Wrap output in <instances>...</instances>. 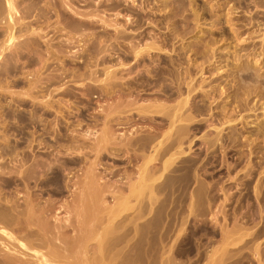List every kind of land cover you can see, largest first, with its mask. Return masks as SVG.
Returning a JSON list of instances; mask_svg holds the SVG:
<instances>
[{"label": "rangeland", "instance_id": "rangeland-1", "mask_svg": "<svg viewBox=\"0 0 264 264\" xmlns=\"http://www.w3.org/2000/svg\"><path fill=\"white\" fill-rule=\"evenodd\" d=\"M15 0H13V2H14ZM38 0H16L13 4L16 6V4L19 6H16L15 8L17 9H15L16 11H12V20H14V27H13V29H12V36H13V39L14 38H17V39H15L16 41H14V44L12 45V43H13V40H12V43L11 42H9V44H11L10 45V47H9V44L8 43H5V42H7V41H3L4 39H6L7 40V38H8V35H9V33H10V30H5V26H6V23H3V22H9V21H6V19H8L7 17H6V19H4L5 17L4 16H6V14H7V7H5V5L3 6L5 9L3 10V7H2V5H3V2H4V0H0V3H2L0 6V8H1V12H0V16L2 15V13L3 14H5L4 12H6V14L3 16H1L2 18H0V21L2 22V20H3V22H2V24L0 23V43H1V45L0 46H2V47H0V93H1V95L2 96H4V97H1L0 96V101L2 102H0V144L2 145L5 141H7L6 139H8V138H10V140H9V143H11V144H13V143H15L14 141L16 140L17 142L18 141H22V140H26L27 142H28V140H29V138H32L33 136L32 135H35V134H37L38 136H39V134H40V132H41V130H43L42 128H44V126H45V128L46 129H49V128H51V130L53 131V130H55L54 132L55 133H52V131L50 130V135L51 136H53L56 140H57V142L55 141V139L53 138V137H51V136H46V135H43V138H45V141L47 142V143H51V142H53L54 144H57V145H54L53 143H51L52 145H54V147H53V150L56 152V155L55 156H53V159L54 158H57V159H60L61 157H63V156H67L66 158H62L61 160L62 161H64V162H62L61 160L59 161V160H57L56 159V164H57V166L59 167V168H61V170H62V172L65 174V176L67 177V178H69L70 177V175H72L71 177L72 178H70V179H76V178H74V176L76 175V176H78V175H80L81 173H82V171L83 170H80V169H83V162L81 163V161L80 162H74V163H72L73 161H72V159L71 158H68L70 155H72L73 154V152H74V149H76L77 147V144H78V148L75 150V152L77 151V150H80V148H81V150L83 151L82 153L80 152V154H79V152L77 153H74V155L75 154H77L76 155V157L74 156V155H72V156H70V157H75V158H77V157H79V156H82L84 153H87V151H88V155H87V157H88V159H90L91 157V159L93 160L94 159V153H93V151H92V153H91V151H90V146L91 145H93V144H95V142L93 141H91L92 139V137H94L93 135H92V133H94L95 131V133L94 134H96L97 132H98V123L96 124V122H97V120L98 119H100L99 118V116H101L102 118H103V112H101L100 110H102L103 109V107H106L105 105L107 104H109V103H111V100H113V98L115 99L116 98V96L115 97H113L114 95H115V93H114V95H113V91L114 92H116V95H119V94H122V95H124V92H125V94H127V93H130L131 91L133 92H131L130 94H127L128 96H126V95H124L125 97H127V98H129V96H130V98H133L135 95L134 94H136L135 93V90L137 89V87H138V89L136 90L137 91V93L140 91V93H142L141 95H139V93H138V99H139V102H145V101H147V99L148 100H150V98H151V100L152 99H154L155 97L153 96V95H155V96H161V97H156V98H159V99H162V100H164V95H162V93H159L158 94V92H160V90H159V88L158 89H154L155 87L157 88V87H160V89H161V85H159V84H157V83H161L160 81H158L156 84L157 85H159V86H157L156 84H155V81H153V78L155 79V75H153L154 73H155V70H156V68H157V70L158 69H160L161 68V66L159 65L160 63H161V65H163L162 67L163 68H165V69H168L169 68V66L167 65V61L169 62V61H173L174 63V66H175V68L176 67H178L179 68V70L181 71L182 70V72H184L185 71V68H191L192 69V71H196V74H195V76L196 77H194L195 78V80H197V82H199L198 80L201 78V77H209V78H214V77H217V76H219V77H221L218 81H221V87H222V85L224 86V82H226L227 81V86L230 84V82H231V85L233 84L232 83V81H230L231 80V77H230V73L232 72V70L234 69L235 70V67L237 68V66H235V65H237V63L238 62H242V64H246V65H255L254 67H256V68H258L259 70H258V73L260 74V76H261V78H262V81L264 82V55H262V54H264V42H263V40H264V1L263 0H175V5H174V3H173V0H136V1H144V2H141V6H139L140 5V2H138V4H137V2L136 1H132V0H129L130 1V3L128 2V0H126V1H124V0H114V1H112V0H105L106 2V4L107 3H109L110 4V1H112L111 2V4H113L114 5V7L112 6V5H109V4H107V6H109V7H106V4H105V6H104V0H102V3H101V1L99 0H97L98 1V3L100 2V4H98L97 3V1L96 2H94L93 0L91 1V0H86V1H81V0H78V1H81L80 2V7L78 6V1L77 0H74L73 1V3H72V7L74 8V6L75 7H77L75 10L73 9V11H72V9L70 8L69 10L67 9V8H69V7H66V9H67V12H66V10L65 9H63V11H62V13H61V15L63 14L65 17L63 18L61 15H59V13H60V11L62 10V7L59 5V3H60V1L59 0H55V2H54V0H50V1H48V0H45V1H47V2H45V1H41V0H39V1H41V2H37ZM58 1H59V3H58ZM92 2L91 3V6H90V2ZM116 1V2H115ZM146 1V2H145ZM178 1H179V3L181 2V5L178 3ZM255 1V2H254ZM16 2H18V3H16ZM23 2V3H22ZM74 2H76L77 3V5H74ZM83 2V3H82ZM89 2V3H88ZM94 2V3H93ZM122 2V3H121ZM126 2H128V3H125ZM166 2H168L167 4H166ZM173 4H172V3ZM182 2H184V3H182ZM32 3V4H31ZM43 3V4H42ZM45 3H47V4H50V3H54V4H56L55 6H54V4H53V6H54V8H53V6H52V4H50V6L49 7H47L48 5L47 4H45ZM75 3V4H76ZM86 3H88L87 4V6H90V8L91 9H89V8H87L86 6H84V5H82V4H85L86 5ZM95 3H97V5H95ZM119 5H118V4ZM121 3V4H120ZM132 3L133 4H135L136 6H134V8H136L137 10H134V9H132V7H133V5H132ZM142 3H143V5H142ZM165 3V4H164ZM176 3H178V4H176ZM191 3H193V4H191ZM260 3V4H259ZM41 4V5H40ZM93 4V5H92ZM102 4V5H101ZM116 4V5H115ZM125 4V5H124ZM130 4V5H129ZM184 4V5H183ZM191 4V5H190ZM14 5H13V7H14ZM45 5H47V6H45ZM98 5H100L101 6V11L100 12H98L100 9L98 8V7H100V6H98ZM122 5V6H121ZM145 5V6H144ZM168 5V6H167ZM172 5V6H171ZM183 5V6H182ZM190 5V6H189ZM41 6V7H40ZM43 6H45L46 8H45V10L47 9V8H49V10L47 9L46 10V12H44L45 10H44V7ZM56 6L58 7V6H60V7H58L59 8V11H58V9L56 8ZM96 6H97V8H96ZM118 6H120L121 7V9H120V7L118 8ZM125 6V7H124ZM130 6H132V7H130ZM144 6V7H143ZM174 6V7H173ZM175 6H176V8H177V10H176V8H175ZM181 6V7H180ZM86 7V8H85ZM93 7H94V9H93ZM107 8V11L106 12H103V11H105L106 10V8ZM130 7V8H129ZM174 9H173V8ZM41 8H43V9H41ZM78 8H80L81 10L83 9L84 11L87 9L88 11L89 10H91L90 12H88V14H87V10L84 12L83 11V13L81 12V10H78L77 11V9ZM105 8V9H104ZM113 10H112V9ZM116 9V11H115V9ZM124 8H125V10H124ZM126 8H128V10L129 9H131L130 11H127V9ZM165 8V9H164ZM172 8V9H171ZM50 9H52V10H50ZM55 9H57V11L55 10ZM97 9H99V10H97ZM104 9V10H103ZM109 9V10H108ZM118 9H120V11L118 10ZM141 9H142V12H141ZM172 10V12L171 11H169V10ZM3 10V11H2ZM6 10V11H5ZM42 10V11H41ZM44 10V11H43ZM92 10H94L95 11V13H97V14H99V16L101 17L102 16V19H103V21H101V20H99L100 19V17L99 16H97L96 14L95 15H93V14H90V13H94V11L92 12ZM103 10V11H102ZM118 10V11H117ZM64 11H65V13H64ZM70 11V12H69ZM74 11L75 12H77L76 14L74 13ZM81 12L82 14H78V12ZM108 11H110L109 13H108ZM134 13H133V12ZM135 11H137V12H135ZM42 12H44V14H46L47 16H44V14H41ZM49 12H51V14L53 15V13H54V15L52 16V15H50V13ZM71 12H73L72 14L73 15H75V16H78V17H75V16H72V14H71ZM79 12V13H80ZM115 12V13H114ZM117 12V13H116ZM120 12V13H119ZM121 12H124V13H121ZM129 12V13H128ZM132 12V13H131ZM138 12H140V13H138ZM23 13H25V14H23ZM55 13H56V15H58V16H55ZM58 13V14H57ZM67 13V14H66ZM70 13V14H69ZM100 13L102 14V15H100ZM119 13V14H118ZM128 15H127V14ZM16 14H17V19L15 18V16H16ZM27 14V16H25ZM40 14V15H39ZM48 14H49V17H48ZM84 14H87L88 16H86L85 18H86V21L88 20V18H91L92 16V20H95V18L96 17H99V19L98 18H96V23H98V24H95V21L92 23L91 21H89V20H91V19H89L88 21H87V23L89 22V24L91 23L92 24V26H90L89 24V26L90 27H87V23H84L85 24V26L87 27V28H85V30H83L82 29V27H84V25L82 26V27H78V25H77V22L79 21V20H81L82 19V21L83 22H85V18L83 17V15ZM123 14V15H122ZM126 16H129V17H126ZM133 14V15H132ZM141 14H142V16H141ZM20 15L22 16L21 18H20ZM38 15H39V17H38ZM43 15V16H42ZM69 15H70V17H69ZM91 15V17H89ZM120 15V16H119ZM123 17H122V16ZM137 15H140V16H137ZM25 16V18H24V20H22V18ZM37 16V17H36ZM79 16H81V17H83V18H80ZM96 16V17H95ZM105 17V19L107 18V17H109V18H107L108 19V22H107V24L108 23H111V21H114V20H117L119 23H118V25L120 24V25H122V22H123V25H124V23L126 24L127 23V21H132V23L134 24H132V23H130V22H128V24L130 23V25H128V24H126L125 26H120L119 28H121V30L118 28V26H117V23L114 25V23L115 22H117V21H115V22H113V23H111V26L112 27H109L110 26V24H109V26L108 25H106L105 26V24H103L102 25V27H99V24L101 25L104 21H105V19H104V17ZM133 16V17H132ZM136 16V17H135ZM217 16H218V18H217ZM35 17H36V19H35ZM41 17V18H40ZM42 17H43V24L45 23V22H47V24L45 25L44 24V26H43V24L42 25H39V24H37V23H42L41 22V20H42ZM45 17H47L48 18V20L46 21V20H44V19H46ZM54 18V20H53V18ZM59 17V18H58ZM62 17V18H61ZM72 17V18H71ZM88 17V18H87ZM121 17H122V19H121ZM139 17H141V19L143 20H140L139 19ZM144 17H147V19L146 18H144ZM37 18H39V19H37ZM55 18H57V19H60L59 20V22H60V26H61V29H60V26H59V22H56V20H55ZM66 18V20L63 22V20ZM69 18H70V22H69ZM73 18H74V20H73ZM94 18V19H93ZM125 18V19H124ZM129 18L130 19H134L135 21L134 22H136V23H134L133 22V20H129ZM68 19V20H67ZM77 20V22H76V20ZM98 19V20H97ZM107 19H106V21H107ZM111 19H114V20H111ZM139 19V20H138ZM217 19H219V22H218V20ZM229 19V20H228ZM20 20V21H19ZM31 20H39L38 22L37 21H33L32 23H31ZM51 20H52V22H53V26L51 25ZM75 23L74 25H75V29H73V31H74V33H76L75 35H72V34H74V33H72L71 34V32H72V29H71V27H74V25L73 24H71V22L72 21ZM127 20V21H126ZM137 20V21H136ZM228 20V21H227ZM19 22V24H18V22ZM21 21H23L24 22V24H22L21 23ZM28 21H30V23L28 22ZM45 21V22H44ZM58 21V20H57ZM67 21H68V23H67ZM97 21H100V22H97ZM106 21H105V23H106ZM110 21V22H109ZM125 21V22H124ZM148 21H151V24H150V22H148ZM153 21V22H152ZM25 22L27 23V25L25 24ZM56 22V23H55ZM137 22H139V25L137 26ZM143 22V23H142ZM16 23V24H15ZM35 23V24H34ZM50 23V24H49ZM58 23V24H57ZM4 24V25H3ZM20 24H22V25H20ZM28 24H29V28L27 29V31L29 32V30L32 32L33 30V28H35V29H37V30H39V29H42V30H39V31H41L40 33L42 34V35H44L45 34V30H46V35H44L43 37H45V38H40V36H42V35H40V33H39V31L37 32V36L36 35H33V32L31 33L30 32V34L32 35V36H35V37H32L31 38V35H29V34H25V33H28L25 29L28 27ZM31 24H32V26L34 25V27L32 28L31 27ZM55 24H56V27H57V29L55 28ZM64 24V25H63ZM66 24V25H65ZM95 24V25H94ZM113 24V25H112ZM133 26H132V25ZM136 24V25H135ZM141 24V25H140ZM143 24V25H142ZM146 24V25H145ZM148 24V25H147ZM1 25H3L2 27H4V28H2L1 27ZM16 25V26H15ZM37 25H38V27H37ZM48 25V26H47ZM69 25H71L70 27H69ZM94 25V26H93ZM25 26H26V28H25ZM43 26V27H42ZM51 27V28H55L56 29V31L58 30H60V31H62L63 32V30H64V32H66V34L65 35H61V33L62 32H58L57 31V33L55 32V29H49L48 27ZM58 26H59V29H58ZM65 26H67L66 28L68 29V27L70 28L69 29V31L70 32H68L67 31V29L65 28ZM116 27V28H118L117 30H115V28L114 27ZM129 26H131V27H134L133 29L134 30H132V28L130 27L129 28ZM140 26H142L141 28H142V30L143 29H145V30H143V32H142V30H141V28H140ZM144 26V27H143ZM147 26V27H146ZM7 27V26H6ZM40 27V28H39ZM63 27V28H62ZM76 27H78L79 28V31H81L82 33H80L79 31H78V28H76ZM96 27V29H95V31L93 30V32H92V30L90 31V32H92V33H88V31L90 30V29H94V28ZM106 27V28H105ZM124 27V28H123ZM129 28V30L131 31V33L128 31V28ZM137 27H139V28H137ZM16 28V29H15ZM25 28V29H24ZM32 28V29H31ZM46 28V29H45ZM65 28V29H64ZM90 28V29H89ZM99 28V29H98ZM105 28V29H104ZM111 28H114V29H111ZM126 28V29H125ZM136 28H137V30H136ZM34 29V31H36ZM45 29V30H44ZM88 31H87V30ZM100 29H101V32H102V34H101V32L99 33L98 31H100ZM106 29H109V30H106ZM111 29V30H110ZM126 31H125V30ZM139 29V30H138ZM16 30V31H15ZM48 30H49V32H48ZM96 30H98V31H96ZM103 30V31H102ZM123 30H124V33H127V34H129L128 36H127V34L125 35L124 33H123ZM135 30L138 32V31H140V32H138L137 34H135V36L133 35L134 34V32H135ZM43 31V32H42ZM53 31V32H52ZM86 33H85V32ZM106 31H108V32H106ZM115 31V32H114ZM116 31H118L117 33H119L118 35H116L117 33H116ZM147 31H152V33H150L151 34V36H153V34L155 35V37H157L158 36V38L160 39V41L161 42H159V40H157L154 36V39H155V45H157V47H158V44L162 47V48H164V50H162V48L160 47H158L159 48V50L160 51H158V50H153V52H152V50L149 52L150 53V55L149 54H146L145 56V59L144 60H146V61H144V60H142V61H140V63L138 64L137 63V61L134 59V57H131L132 55H130L128 52L130 51L129 49H131L130 47H133V46H130V45H132L133 43H130V41H132V40H134V41H132V42H136V41H138L137 43H135V44H133V45H135V47H137V46H139V47H143V46H145L146 44H149L150 43V40L152 41V39H153V37H151V39L149 38V36H150V34L147 32ZM7 32V33H6ZM55 32V33H54ZM77 32H79L80 33V35H79V33H77ZM94 32H96L97 33V35L96 34H94ZM109 32H111V33H109ZM113 32V33H112ZM122 32V33H121ZM142 32V33H141ZM144 32L146 33V34H144ZM250 32H251V34H250ZM254 32V33H253ZM36 33V32H35ZM34 33V34H35ZM44 33V34H43ZM60 33V34H59ZM108 33V34H107ZM136 33V32H135ZM139 33H141V35H142V37L140 36V34ZM147 33L149 34L148 36H146L147 35ZM197 33V34H196ZM237 33V34H236ZM248 33H249V35H248ZM62 34H64V33H62ZM68 34V35H67ZM69 34H70V37H69ZM86 34V35H85ZM93 34H94V36H93ZM114 36L113 38H112V36ZM115 34V35H114ZM120 34H122L123 35V38L121 39V35ZM131 34L133 35L132 37L133 38H131ZM144 34V35H143ZM160 34V35H159ZM261 34H263V35H261ZM25 35L27 36H30L29 38H30V40H28V39H26L25 38ZM40 35V36H39ZM67 35V36H66ZM72 35V36H71ZM77 35V36H76ZM84 35V36H83ZM87 35H89V36H87ZM91 35L94 37V38H91ZM107 35H110L111 37L109 38ZM137 35V36H136ZM139 35V36H138ZM161 35H165L166 37V40H167V42H168V45L166 44V40H165V38L162 36V39L163 40H161ZM64 36H66V38L68 39V40H70L71 42H72V39L74 38V37H76L75 39H76V41H75V39H73L74 41V43L72 42H70V41H68L67 40V42H70L69 43V45H67L68 43H66L65 44V40H66V38H63ZM81 38H80V37ZM89 38H87V37ZM101 36V37H100ZM102 36H103V38L106 36L107 37V39L109 40V44H108V41H106L105 40V42H104V40H103V38H102ZM117 36V37H116ZM119 36V37H118ZM121 36V37H120ZM125 36H127L126 38H125ZM130 36V37H129ZM160 36V37H159ZM169 36V37H168ZM263 36V37H262ZM77 37H79V38H77ZM84 37H86V38H84ZM98 37H100V40L101 41H103L104 43H101V41L99 40V38ZM134 37H138V39L136 40V38L134 39ZM141 39H140V38ZM146 37V39H145V43H143V40H144V38ZM147 37H148V39H147ZM249 37V38H248ZM82 38H84V41H83V39ZM95 38H97L96 40H93V39H95ZM111 38H112V40H111ZM118 38V39H117ZM119 38L121 39L120 41H122V42H120L119 41ZM129 38V39H128ZM246 38H247V40H246ZM252 38V39H251ZM48 39V40H47ZM49 39H50V41H49ZM60 39V40H59ZM80 39V41H78ZM81 39H82V41H81ZM86 39V40H85ZM90 39H92V40H90ZM104 39H106V38H104ZM115 39H117L118 41H119V44H118V41L117 40H115ZM129 40V42H128V40ZM150 39V40H149ZM171 39V40H170ZM209 39H211L210 41H209ZM243 41H242V40ZM245 39V40H244ZM22 40H24V41H22ZM26 40H28L29 42H31V43H29L28 41L25 43V41ZM34 40V41H33ZM35 40L39 43V45H38V43H35ZM44 40L46 41L47 40V42L44 44ZM63 40V41H62ZM99 41V44L100 45H98V41ZM115 40V41H114ZM123 40H127V41H123ZM140 40V41H139ZM147 40V41H146ZM149 40V41H148ZM158 42H157V41ZM170 40V41H169ZM210 42V44H209V42ZM3 41V42H2ZM62 41V42H61ZM88 41V42H87ZM162 41H164V43H162ZM206 41H207V47H206V49L205 50H208V52L206 53V55L207 56H202L201 54L199 55V54H197L196 52L197 51H199V50H201V49H203L204 50V48H205V43H206ZM241 41V42H240ZM21 42H23V43H25L26 45H23ZM34 42V43H33ZM48 42H51L52 43V46H51V44L50 43H48ZM60 42V45L58 44ZM63 42H64V44L69 48V51H67L68 49H67V47H65V45L63 44ZM77 42V43H76ZM79 42V43H78ZM91 42V44H90V46L88 45L89 43ZM97 42V43H96ZM114 42V43H113ZM143 44H142V43ZM212 42V43H211ZM2 43H4V44H2ZM40 43H41V46H40ZM44 45H43V44ZM96 43V44H95ZM111 43H113V45H110ZM6 44V45H5ZM8 44V45H7ZM19 44H21V45H23L24 47H25V49H24V47H22V46H20ZM27 44H28V46H27ZM32 46H31V45ZM50 44V45H49ZM53 44H55V46L53 45ZM57 44H58V46L61 48H59L58 46H57ZM64 45V46H62V45ZM96 45L97 46V49H100V50H97L95 47L96 46H94V45ZM101 44H102V46H103V44H104V46H106V47H104V50H103V48H102V46H101ZM125 44L127 45L126 46V49H125ZM129 44V45H128ZM136 44H137V46H136ZM138 44H140V45H138ZM162 44V45H161ZM164 44V45H163ZM16 45H19L21 48H19L18 47V49H16L17 47H16ZM45 45H49L50 47H52L51 49H50V47L48 48V49H44V48H46V47H44ZM92 45H93V47H92ZM108 45V46H107ZM109 45L111 46V47H109ZM116 45V46H115ZM142 45V46H141ZM167 45V46H166ZM204 45V46H203ZM7 48V49H4L3 51V53H2V49L3 48H5V47ZM8 46V47H7ZM12 46V47H11ZM27 46V47H26ZM29 46H31L30 48L31 49H33V50H29L30 51V53H28V47ZM71 48H70V47ZM100 48H99V47ZM118 46L120 47L119 49H118ZM41 47H42V49H41ZM62 47H64V50H63V54H61L62 52ZM92 48V53L90 52L91 51V48ZM114 47L117 49H114ZM27 48V49H26ZM55 48H56V50H55ZM58 48V49H57ZM90 49V51H89V49ZM95 50H94V49ZM106 48V49H105ZM107 48H108V50H107ZM112 48V49H111ZM125 49V50H123V49ZM201 48V49H200ZM15 49L16 50H18V51H20L21 53H17V51H16V53H14V52H12V51H15ZM20 49H22V51L20 50ZM43 49H44V51H43ZM66 49V50H65ZM102 49V50H101ZM112 51H111V50ZM123 50V51H121V50ZM198 49V50H197ZM256 49V50H255ZM46 50H48V52L46 51ZM50 50H52V51H50ZM57 51L58 50V52H56V54H59L58 56H60V57H63V55L65 54V56H64V58H60V57H57V55L55 56H52V57H50L51 55H53L51 52H53V51ZM74 51V52H72V51ZM107 50V51H106ZM115 50V51H114ZM126 50L128 51V52H126ZM171 52H170V51ZM173 50V51H172ZM195 50V51H194ZM60 51V52H59ZM71 51V52H70ZM95 51V52H94ZM97 51V52H96ZM101 53H100V52ZM102 51H105L104 53L106 54H104ZM126 52L124 55H125V57H124V55H123V52ZM40 52H44V54L43 53H41L40 54ZM45 52H46V56H49L48 54L49 53H51L50 54V56L49 57H47V60H45L46 59V56H45ZM65 52H68V56H66L67 54L65 53ZM94 52V53H93ZM107 52V53H106ZM112 52V53H111ZM119 52V53H118ZM156 52V53H155ZM181 53L180 54V56L178 55V53ZM38 53H39V55H40V57H39V55H38ZM69 53H73L72 54V56H69ZM97 53H98V56H96L97 55ZM122 53V54H121ZM128 53V55H130L129 57H127L128 55H126ZM157 53H159V54H157ZM92 54V55H91ZM94 54H96V55H94ZM105 56H107V57H105ZM109 54V55H108ZM111 54V55H110ZM195 54V55H194ZM197 54V55H196ZM25 55V56H24ZM71 55V54H70ZM100 55V56H99ZM148 55V56H147ZM151 55H153V56H151ZM93 56H95L96 57V63H98L97 65H99V66H97L98 68H95L96 67V63L94 64V59L93 58H91V57H93ZM104 56V60H105V62L104 61H102L103 59H102V57ZM150 56H151V59L152 60H148L149 58H150ZM173 56V57H172ZM176 56H178V58L176 57ZM239 56V57H238ZM45 57V58H44ZM57 57V58H56ZM65 57L69 60H67V59H65ZM153 57V58H152ZM170 57H172V58H170ZM204 57V58H203ZM207 58V60H206V58ZM40 58H43L42 60H44V61H46L47 62V64H44L45 66H47V67H45L43 64H41V62H43V63H45L44 61H41L40 62ZM100 58H101V60H100ZM122 58V59H121ZM129 58V59H128ZM130 58H131V60H130ZM160 58V59H159ZM164 60H163V59ZM59 59V60H58ZM63 59V60H62ZM121 59V60H120ZM155 59V60H154ZM159 59V60H158ZM171 59V60H170ZM182 59V60H181ZM240 59V60H239ZM29 60V61H28ZM38 60H39V62H38ZM65 60H67V61H65ZM117 60H119V61H117ZM122 60H125L124 62H126V63H122ZM128 60V61H127ZM135 60V61H134ZM178 61V64L176 63L177 61ZM239 60V61H238ZM257 60V61H256ZM31 61V62H30ZM65 61V62H64ZM89 61H91V62H89ZM92 61H94L93 63H92ZM98 61V62H97ZM107 61H109L108 63H107ZM130 61V62H129ZM132 61H133V63H132ZM147 61H148V63L149 62H151V65L152 66H150V63H149V65H147ZM162 61V62H161ZM165 63H164V62ZM65 63V64H62V63ZM72 64H71V63ZM84 62H86V63H84ZM88 62V63H87ZM122 63V64H126V65H128L127 63H131L130 64V66H131V68H134L135 70V74H131V73H133V72H131L133 69H130V67H129V69H128V67L126 68V67H124V68H126L125 69V71H123L124 70V68L122 67L121 69L120 68H118V67H120V65L118 64V63ZM143 62V63H142ZM154 62V64H152ZM181 63V65H180V63ZM245 62V63H244ZM27 63H31L30 65L29 64H27ZM40 65H39V64ZM89 63H92V65L90 64V65H88ZM116 63V64H115ZM141 63H142V65L144 64V63H146V64H144L143 66L141 65ZM159 63V64H158ZM252 63V64H251ZM13 64H15L16 66L14 67V65ZM87 64V65H86ZM95 66H94V65ZM103 64H104V66L107 68V67H109V65H110V69L109 70H111L112 69V67H114V69H115V66L117 67V65H119L117 68V70L116 71H114V74L115 75H113L112 74V77L113 78H111V79H114V80H112L113 82H111L110 80V82L112 83L111 85L113 86V88H112V86H111V89H110V86L107 88V86L108 85H110V84H108V83H105L106 82V79H105V77L107 78L108 76H105L106 75V70H104L101 66H103ZM136 64H138V66L136 65ZM170 64V63H169ZM173 64H172V67H174L173 66ZM200 64V65H199ZM203 64H204V67H203V71H202V73H201V69H198V68H200V66L202 65L203 66ZM258 64V65H257ZM11 65H13V67L11 66ZM39 67H38V66ZM41 65L42 66H44V69H42L41 68ZM62 67H64L63 69H64V72H61V69L62 68H60V66ZM68 65V66H67ZM74 65H75V67H74ZM83 65H84V67L86 68V69H88V68H90V69H88V70H90V72L91 73H93L92 75H93V79H89V77L91 76V74H90V72L88 71V70H85V68H83ZM101 65V66H100ZM111 65H114V66H112L111 67ZM142 66V68H146L147 66H148V70L147 69H142L141 68V66ZM156 65H158V67L156 66ZM25 66V67H24ZM28 66V67H27ZM36 66V67H35ZM73 68L74 67V69H77L76 71H74V69H69V68H71V67ZM79 66V67H78ZM88 66V67H87ZM89 66H93L94 68H92L93 70H91V67H89ZM160 66V67H159ZM167 66V67H166ZM189 66V67H188ZM197 66H199V67H197ZM202 66H201V68H202ZM7 67H8V69H7ZM67 67H69V68H67ZM101 67V68H100ZM136 67V68H135ZM141 69V71H140V69ZM149 67H151V69H152V67L154 68V72H153V70H151ZM234 67V68H233ZM9 68H12V69H9ZM14 68H16L14 71H13V69ZM38 68V71H36V69ZM40 68V69H39ZM49 70H48V69ZM60 69V72L63 74V77H62V74L59 72V69ZM65 68H66V70H65ZM78 68H80V69H78ZM9 70V72L7 71V70ZM58 69V70H57ZM95 69V70H94ZM102 69V70H101ZM120 69V71L119 72H121V73H118L117 71ZM131 70V71H128V70ZM150 69V70H149ZM198 69V70H197ZM11 70H12V72H11ZM39 70H42V71H39ZM47 70V71H46ZM67 70H68V72H67ZM71 70H73V71H71ZM84 70V71H83ZM101 71V73L99 72V71ZM147 70V71H146ZM157 70H156V72H157ZM217 70H218V72H217ZM233 70V71H234ZM38 72L39 74H37L36 72ZM63 71V70H62ZM65 71L67 72V73H69L70 71V74H69V76H68V74L67 73H65ZM86 71H88V74H87V72ZM102 71H104L105 72V75H104V73H103V75H102ZM127 71V72H126ZM137 71H139V72H137ZM147 72V73H149L148 71H151L150 73H151V75L153 76V78L151 79L150 78V75H148L146 72V74L149 76H147L146 74H144L145 75V77L143 76V72ZM251 73H252V71L251 70H249ZM36 74H35V73ZM58 72V73H57ZM73 72H76L75 74H73ZM80 73L79 74V76H78V73ZM82 72V73H81ZM94 72H97V75L94 73ZM99 72V73H98ZM115 72H117V73H115ZM122 72H126V73H122ZM130 72V73H129ZM167 72V71H166ZM165 72V73H166ZM40 73H42V74H40ZM50 73H51V75H50ZM84 73H86V74H84ZM128 73V74H127ZM138 73H142L141 75H139ZM149 73V74H150ZM199 73V74H198ZM250 73V74H251ZM47 74V75H46ZM74 76H73V75ZM116 74L118 75L117 76V78L118 79H116L115 77H116ZM120 74V75H119ZM121 74H123L122 76H121ZM137 74H138V76H137ZM194 74V73H193ZM229 74V76L227 77V79H225V77H226V75H228ZM35 75V76H34ZM39 76V80H37V83L36 82H34V81H36V79H38V76ZM41 75V76H40ZM49 75V76H48ZM57 75V76H56ZM61 75V76H60ZM64 75L66 76V77H68V78H65L64 80L62 79V78H64ZM71 75V76H70ZM87 75H88V77H87ZM90 75V76H89ZM124 75H126V77L124 76ZM135 75V76H134ZM200 75V76H199ZM205 75V76H204ZM214 75V76H213ZM37 76V77H36ZM45 76H46V78H45ZM58 76H60V79H56V78H58ZM95 76H96V79H98V80H100V78H101V80L100 81H102L103 79H105L104 81H103V83L102 82H100V81H96L94 78H95ZM105 76V77H104ZM120 76L122 77V78H120ZM137 76V77H136ZM141 76H143L142 78H138V77H141ZM147 76V77H146ZM165 76L168 78L169 76H167L166 74H165ZM192 76H194V75H192ZM40 77H41V79H42V81H41V79H40ZM50 77H52V78H54V79H49ZM62 77V78H61ZM111 77V76H110ZM133 77V79H131ZM33 78V79H32ZM143 78L144 79H146L147 78V80H143ZM148 78H150L149 80L150 81H148ZM170 78V77H169ZM13 79V80H12ZM47 79H49V80H53V81H50L53 85H50V86H48L49 85V80L47 81ZM55 79L57 80V81H55ZM62 79V80H61ZM108 79H110V78H108ZM107 79V80H108ZM121 79V80H120ZM125 81H124V80ZM130 80V81H128V80ZM139 79L141 80L140 81V83H136L135 84V82L138 80L139 81ZM225 79V80H224ZM229 79V80H228ZM13 82H12V81ZM208 80L209 79H207V82H208ZM10 81V82H9ZM40 81H41V83H43V84H40ZM58 81H60L59 83H58ZM114 81H116V83H114ZM122 82L121 83V85H125L126 83H132V86L134 85V86H136L135 88H134V86L132 87V86H130V88H131V90L128 88V89H126L127 88V86H125L124 88H123V86L121 87V89H123V91L122 90H120L119 91V89H120V86H118L119 87V89L118 90H116L118 87L117 86H115V84H119L120 85V82ZM126 81H128V82H126ZM135 81V82H134ZM137 81V82H138ZM146 81H148V82H146ZM246 81L247 82H249L248 81V79H246ZM4 82H6V83H12L11 85H9V86H6L7 84L6 83H4ZM15 82V83H14ZM47 82H48V85H47ZM53 82H56L57 84H54ZM143 82V83H142ZM144 82H145V84H144ZM150 82H152L151 84H154L153 86H150ZM14 83V84H13ZM30 85H29V84ZM32 83V84H31ZM39 83V84H38ZM50 83V84H51ZM125 83V84H124ZM142 83V85L144 84L145 86H142L141 85V88H140V84ZM147 83V84H146ZM251 82H249L248 84L249 85H251V86H253V84L251 83ZM4 84V85H3ZM60 84V85H59ZM62 84H63V87H67L69 90V92H66L67 91V88L65 89V88H63L62 87ZM102 84H104L103 85V88H101V87H99V85H102ZM108 84V85H107ZM262 84V86L264 85L263 83H261ZM28 85V86H27ZM43 85H44V87H43ZM47 85V87H45ZM150 87H149V86ZM226 85V84H225ZM6 86V88L9 90V92H7L8 90L7 89H3L4 87ZM12 86V87H11ZM30 86V87H29ZM38 86V87H37ZM40 86H42L41 88H40ZM55 86V87H54ZM57 86H58V88H60L61 87V90L63 91V90H65V91H61L63 94H61V92H59L58 91V88H57ZM104 86H106V88L108 89H105V87ZM117 87V88H115V87ZM227 86H226V88H227ZM3 87V88H2ZM9 87V88H8ZM50 88V90L51 89H53V90H55V92L53 93V91L51 90L50 92H48L49 94L50 93H52L53 95H49L50 96V98L48 99L47 97H49L47 94L48 93H45V95L43 96V95H41V94H37V93H40L39 91H42V92H46V90H48L49 91V89H47V88ZM54 87V88H53ZM145 87V88H144ZM148 87V88H147ZM153 87V88H152ZM264 87V86H263ZM28 88H30L29 90L30 91H27L28 90ZM37 88H39L38 90H37ZM45 88H46V90H45ZM57 90H56V89ZM63 88V89H62ZM140 88V89H139ZM205 88V87H204ZM224 88V90L226 91V93L228 94V92H229V90L227 89H225V86L223 87ZM2 89H3V91H2ZM41 89V90H40ZM89 89V90H88ZM102 89H103V91H102ZM110 89V90H109ZM132 89H134V90H132ZM146 89H147V91L148 92H146ZM154 89V90H153ZM248 89V88H247ZM112 90V91H111ZM116 90V91H115ZM129 91V92H127V91ZM139 90V91H138ZM145 90V91H144ZM152 91L153 93H155V94H153L152 92V95H151V93H150V91ZM157 90H159L158 92H157ZM6 91V92H5ZM13 91H14V93H13ZM24 91V93H28L29 92V96H25L22 92ZM98 91H100L99 93H98ZM107 93H106V92ZM111 91V92H110ZM119 91V92H118ZM144 91V92H143ZM155 91V92H154ZM163 90H161V92H162ZM12 92V93H11ZM18 92V93H17ZM21 92V93H20ZM41 92V93H42ZM57 92L59 93V94H57ZM67 93V94H64V93ZM102 92L104 93L103 95H102ZM127 92V93H126ZM10 93V94H9ZM15 93H16V95H15ZM20 93V94H19ZM70 93V94H69ZM101 93V94H100ZM112 93V95H110ZM119 93V94H118ZM148 93H150V94H148ZM254 91L253 92H251L250 93V95H248V97H250V98H248L249 99V101L251 102H249V105L247 106V108H246V110H244V111H239V112H231V110H232V108H234L235 106V102L233 103L231 100L233 99L230 95H229V97H225L226 96V94L224 93L223 95H221V96H216L217 98H216V100L217 101H224V100H226V101H224V102H226L227 104L225 105V113H228V115L230 114V113H232V118L231 119H233V121L234 122H232V120H231V122H229L228 124H226L227 122H224V123H222L223 122V120H225L224 118L222 119V114H224V112L221 114V112L218 110V109H214V104H213V106L211 105V109L213 108V115L212 116H217V119L219 120V118H221L219 121L215 118V117H211L208 113H210V111L209 112H207L206 113V109L205 108H207V107H205L204 109L205 110H203V112L202 111H200V112H195V118H203L202 116H203V114L205 113L206 115L208 114V116L209 117H211V119L208 117V116H206L205 114H204V117L206 118L207 117V119H208V121L210 120L212 123H209L208 121L205 123V128L204 127H202V130L200 129V130H198V129H194L195 130V132H194V130H193V132L191 131V134H192V136H191V138L193 139H190L192 142H190L189 144H186V143H184L183 145H182V147H183V152H185V153H182V154H180L179 156H178V158L173 162V164L170 166V168L171 169H168V170H170L169 172H168V170H167V172L165 171L164 173H162V174H160L159 172H161V171H156L155 173H151V174H156L157 172H158V175L161 177L160 179L161 180H159V177L158 178H156V179H158L157 181L156 180H152V178H154L155 176L157 177L158 175L156 174L154 177L153 176H151V178L149 177L150 175H148V177L151 179L150 181H149V178L148 177H146L147 179H145V180H148V183H151L152 184V182L151 181H156L157 182V189H155L156 188V182H155V188H154V190H156L155 192H153L152 190H153V187H154V182H153V184L152 185H150L149 187H150V189H151V191H150V189L148 188V187H146L144 190L145 191H147V194L144 192V190H143V192L146 194V196H145V194H143V192H142V194L144 195H140V196H138V197H143V199H142V197L141 198H135V196H133V198H132V196L131 195H133V194H129L128 192H130V190L129 189H127V188H130V185H128V184H130L131 183V185H133L134 184V182L133 181H135V183L137 182V180H138V176H139V171L137 170V166L141 163V158L140 157H137L138 155H136V151H134L135 150V148L133 149L132 148V152L130 151V153H132L133 155H131L128 151H127V153H129V155L126 153V156H125V154H123L124 152H126V149L127 150H131V148H128V146H125V147H127V148H125V147H116L117 145H114V144H110V145H107L106 147H111V148H109L111 151H109V149L108 148H106V150H108V152H110V155H111V153L112 154H116V155H119V157L118 156H114V155H112V156H110V155H108V152L107 151H105V149L103 150V152H101V153H103V154H101L100 155V158L101 159H99L98 160V166L96 167V170L99 172V175H100V172H101V174L103 175V176H105V177H103L102 175V177H101V179H104V181H106L107 180V182H109L110 181V183L111 182H114V180H115V182H114V185H116V186H114V193H115V195H114V193H112L113 192V188H111V187H113L111 184H109V185H111V190H112V192H107V193H104V197H105V206L104 207H106V208H110L111 207V209H112V206H113V204H115L114 206H113V208H115V206H117L118 205V207L120 208V204L122 203H120L119 201H121V198H122V201L125 199L126 200V198H125V195H126V197H127V195H130V201H129V207H127V210L126 209H124V210H122V212L123 213H121V215H122V217L123 216H125L126 217V219L124 220V223L125 224H123V225H127L126 226V228L125 229H128V232H127V234H129V235H127L126 234V239H130V237H132V238H135V239H133L131 242H133V241H135L134 242V245H133V243L131 244V252L133 253V255L134 254H136V258L132 255V253L130 252V249L128 250V256H131V257H133V258H131V260L129 259V258H127L126 260H125V256H124V259L122 258V261H121V263L122 264H125L126 262H128V261H133V263L134 264H142L141 263V261L143 262V264H160L159 262H158V260L157 259H159L158 258V256L160 255V253H161V251H165V253H164V264H220V261L221 262H224V261H222V260H224L225 259V261L226 262H228V264L229 263H232V264H264V204L262 203V207L260 206L261 205V203H260V201H262V202H264L263 200H264V171H261V170H264V92H262V94H261V96H259V95H257V91H256V93H254ZM4 94V95H3ZM6 94V95H5ZM13 94V95H12ZM21 94H23V96H24V99H23V96L21 95ZM32 94V95H31ZM42 94H44V93H42ZM68 94H69V96H68ZM86 94V95H85ZM106 94V95H105ZM110 95V97H108L107 95ZM147 94L149 95V96H147ZM156 94H158V95H156ZM252 94V95H251ZM259 94V93H258ZM7 95H9V96H7ZM10 95L12 96V98H13V96H14V100H12V102L10 101V103H8V104H10V105H8L6 102L7 101H9L10 100ZM22 97H21V96ZM37 95H40L42 98H44L43 100H50L51 101V104H52V102L53 101H56L55 100V98L57 99V101L55 102V104H54V102H53V105L52 106H54V107H51V108H41V109H38V108H40L41 106H43L44 107V105H42V104H33L32 102H35V101H37V102H40V101H43V100H39L38 98L40 97H38ZM47 95V96H46ZM56 95V96H55ZM65 95V96H64ZM98 95H100L98 98H97V96ZM133 95V96H132ZM152 97H154V98H152ZM32 96V98L30 99V97ZM35 96H37L36 97V99H35ZM108 97V98H104V97ZM146 96V97H145ZM263 96V97H262ZM5 97H7V98H5ZM21 99V100H23V102L19 99V98ZM40 97V99H42ZM61 98V100L64 98L65 100H62V101H64V102H61L62 104H60L59 102L61 101V100H59L60 98ZM88 97H90V98H88ZM96 97V98H95ZM113 97V98H112ZM145 97V99L143 100L142 98H144ZM147 97H150V98H147ZM163 97V98H162ZM261 97V98H260ZM2 98V99H1ZM51 98H53V100L51 99ZM67 98V99H66ZM222 98V99H221ZM259 98H260V100H259ZM5 99V100H4ZM6 99H7V101H6ZM9 99V100H8ZM19 99V101L17 102V101H15V100H18ZM111 99V100H110ZM143 100V101H140V100ZM25 100V101H24ZM28 100H30L29 102H28ZM31 100H32V102H31ZM34 100V101H33ZM110 102H109V101ZM3 101H5V102H3ZM15 101V102H14ZM65 101H66V106H63V104L65 103ZM106 101V104H104L103 105V107L101 108V106H102V102H105ZM14 102V103H13ZM20 102V103H19ZM22 102V103H21ZM24 102L26 103V104H24ZM31 102V103H30ZM99 102V103H98ZM148 102V101H147ZM232 102V103H231ZM3 103H4V105H3ZM18 103V104H17ZM29 103H30V106H29ZM56 103H57V105L59 106V104H60V108L59 109H61V111H59V109L57 108V105H56ZM69 104V106H68V104ZM86 103H88L87 105H91L89 108H87V106H86ZM98 103V104H97ZM101 103V104H100ZM25 105V106H23V105ZM96 104V105H95ZM7 105V106H6ZM16 107H15V106ZM32 105H34V106H32ZM41 105V106H40ZM56 105V106H55ZM65 105V104H64ZM84 105H85V107H84ZM99 105H101V106H99ZM208 105V104H207ZM253 107H252V106ZM3 106V107H2ZM9 106V107H8ZM13 106V107H12ZM36 106V107H35ZM39 106V107H38ZM61 106H63V107H61ZM10 107H12V108H10ZM66 108V110H65V108ZM84 107V108H83ZM92 107V108H91ZM99 107V108H98ZM250 109H249V108ZM7 108V109H6ZM35 109V111L37 112H40L39 114H37L36 112H33L34 111V109ZM52 108H55V109H52ZM62 108H64V110L62 109ZM80 108V109H79ZM101 108V109H100ZM43 109V110H42ZM50 109H52V110H50ZM89 109V110H88ZM97 109V110H96ZM99 109V110H98ZM27 110V111H26ZM40 110H42L43 111V113H44V115H45V113H46V115L45 116H43V113H41V111ZM57 110H58V113H57ZM96 110V111H95ZM217 111V112H215V111ZM250 110V111H249ZM4 111V112H3ZM14 111V112H13ZM25 111V112H24ZM47 111H52V112H48L49 113V115L47 114ZM101 112L100 114L98 113V112ZM236 111H238V109L236 108ZM17 114H16V113ZM31 113V112H33V113H36V114H34L33 115V113H31V115L29 116L28 114L29 113ZM60 112H62V113H60ZM63 112H65V113H67L68 114V116H67V114H66V116H65V114L63 113ZM212 112V111H211ZM220 112V113H219ZM14 113V114H13ZM23 113L25 114V115H23ZM28 113V114H27ZM55 113H56V115H55ZM194 113V112H193ZM197 113V114H196ZM199 113H203V114H199ZM215 113H217V114H215ZM239 113V115H237ZM9 114V115H8ZM22 114V115H21ZM42 114V115H41ZM52 114V115H51ZM55 115V117L54 118H52L51 116H54ZM59 114V115H58ZM83 116H82V115ZM234 114H235V116H234ZM3 115V117H1ZM5 115V116H4ZM28 115V116H27ZM33 115V116H32ZM40 115V120L41 121H39L38 119H37V117L36 116H39ZM48 115V116H47ZM57 115H58V117H57ZM64 115V116H63ZM99 115V116H98ZM196 115H197V117H196ZM198 115H199V117H198ZM243 115V116H242ZM11 118H10V117ZM21 116H23L24 117V119H23V117L21 118ZM31 116H32V118H33V120H32V118H31ZM42 116H43V119L45 120H43L42 119ZM47 116V117H46ZM59 116H62V118L60 117L59 118ZM91 116V117H90ZM95 116V117H94ZM98 116V117H97ZM120 116V115H119ZM124 116V117H123ZM123 116H121V117H123V119L121 118V117H118V116H114L115 117V119H117L118 121H119V123H117V121L115 122V119H114V117H111V115L109 116V121L111 122V124L110 125H114L113 127H115L114 129H113V127L112 126H110L111 128H112V131H114V130H116V127H118L117 129L120 131H122L123 130V132H121V133H125L126 135H128L129 134V136H131V132H129L130 130L131 131H133V129H130V128H134L136 125L134 124V122H130V121H127L126 120V117L128 118V116H129V114L128 115H123ZM220 116V117H219ZM237 116V117H236ZM6 117V118H5ZM10 119H9V118ZM16 117H17V120H16ZM27 117H29V119L27 118ZM46 117V118H45ZM48 117H49V119H51V122H50V120L48 119ZM51 117V118H50ZM66 117V118H65ZM69 117V119H68V121L66 120L67 118ZM96 117L98 118L97 120H96ZM112 119H111V118ZM118 117V118H117ZM235 117V118H234ZM15 120H14V119ZM20 118V119H19ZM28 120H27V119ZM31 118V119H30ZM60 120H59V119ZM64 118V119H63ZM102 118H101V120H102ZM120 118V119H119ZM125 118V119H124ZM131 118V117H130ZM130 118H128L129 120H131ZM237 118V119H236ZM240 118V119H239ZM5 119V120H4ZM22 119V120H21ZM46 119H48V120H46ZM53 119H55V120H53ZM94 119V121L96 120V122H94L93 123V120ZM213 119H214V121H213ZM236 119V120H235ZM4 120V121H3ZM7 120V122L8 123H5V124H7V125H4V123L3 122H5ZM13 122H12V121ZM23 120H24V123H26V124H24L23 123ZM53 120V121H52ZM67 121V124L68 123H75V125L76 124H78V126H76V128H75V125H73V124H69L70 126H67V124H65V125H63V121ZM79 120H80V122H79ZM103 120H104V118H103ZM102 120V121H103ZM114 120V121H113ZM125 122H124V121ZM133 120V119H132ZM131 120V121H132ZM155 120H159L160 121V118L158 117V118H155ZM217 120V121H216ZM21 121H22V123L23 124H21ZM27 121V122H26ZM30 121V122H29ZM31 121H33V122H31ZM37 121H39V122H42V123H39L38 122V124H35V122L37 123ZM56 121H57V123H60V121H62L61 123V125L63 126V127H60L61 125L60 124H57L56 123ZM100 120H98V122H99ZM113 121V122H112ZM122 123H121V122ZM156 121V122H157ZM158 121V122H159ZM222 121V122H221ZM48 122L49 123H51V124H48ZM55 122V123H54ZM79 122V123H78ZM86 122H88V123H86ZM116 124H119V125H116ZM126 122H130V123H126ZM10 123H11V125H10ZM33 124V126L35 127H33L32 126V124ZM45 123L47 124V125H49L48 126V128L46 127V125H45ZM56 124V125H54V124ZM66 123V122H65ZM91 125H90V124ZM114 123V124H113ZM121 123V124H120ZM124 123H126V124H124ZM134 124V126H132L133 124ZM9 124V125H8ZM28 124V125H27ZM42 124H44V126L41 128L40 126ZM94 124V126H96L95 128H93V125ZM96 124V125H95ZM99 124H100V129H101V124H103V122H99ZM123 124V125H122ZM130 124V125H129ZM209 124V125H208ZM225 124V125H224ZM16 125V126H15ZM26 126V127H24V126ZM30 125V126H29ZM59 125V126H58ZM116 125V126H115ZM127 125H129V127L130 128H128V126ZM214 125V127H215V125H217L218 127H215L216 129H214V127H212ZM6 126V127H5ZM8 126V127H7ZM14 126V127H13ZM19 126V127H18ZM28 126V127H27ZM38 126L40 127V129L41 130H39V128H38ZM51 126H53V127H51ZM67 126V129L65 128ZM71 126H72V130H73V126H74V128H75V130L77 129V127H79L81 130H79V128L76 130L77 132H78V136L80 135V134H82L81 132H86V131H90V135L89 136H91V137H86V140H85V142L83 143L82 141L83 140H81V137H78V136H76V137H78L79 138V140L78 141H76V139H75V141H73L74 139V137H75V135H77L76 133H74L73 135L71 134V133H73V132H71L69 129L71 128ZM90 126V127H89ZM122 126L124 127V129L122 128ZM128 128V130L129 131H127V128ZM132 126V127H131ZM209 126V127H208ZM211 126V127H210ZM221 126V127H220ZM224 126V127H223ZM261 126V127H260ZM23 127V128H22ZM30 127H31V129L33 130H35L36 131V133H35V131L33 130V132H31V129H30ZM55 127V128H54ZM60 127V128H59ZM86 127H89L88 129L86 128ZM122 129H121V128ZM165 127V126H164ZM6 128H9V129H6ZM13 128H15V130H16V133H15V131H12V129ZM16 128H18V129H16ZM30 129V131H29V129ZM38 129V131H37V129ZM65 128V129H64ZM69 128V129H68ZM85 128V129H84ZM126 128V129H125ZM218 128H220L222 131H221V136H222V142H221V144H218V145H215V147H213V146H211L212 148H208V150H205V148H203L204 147V145L201 143V141L202 140H204L205 138H207L206 136H208L209 135V138H210V135H213V134H215V132H216V130L218 129ZM223 128V129H222ZM234 128V129H233ZM263 128V129H262ZM5 129H6V131H5ZM21 129H25L24 131H28V132H30L29 134H30V136L31 137H28L27 139H26V137L25 136H27L28 135V132L26 133V132H24L23 130H21ZM26 129H28V130H26ZM57 129V130H56ZM62 129H63V131H62ZM83 129H84V131H83ZM87 129V130H86ZM95 129V130H94ZM97 129V130H96ZM99 129V130H100ZM10 130L13 132H11V133H9L10 132ZM66 132H65V131ZM69 130V131H68ZM75 130H73V131H75ZM86 130V131H85ZM92 130V131H91ZM94 130V131H93ZM118 130H116L115 132H117V133H115L116 135H118V134H120V132L118 131ZM124 130H126L127 132H129V133H126V132H124ZM208 130V131H207ZM258 130V131H257ZM263 130V131H262ZM6 132V133H3V132ZM23 133H22V132ZM56 131H60L59 132V134H58V132H56ZM62 131V132H61ZM69 133H68V132ZM75 131V132H76ZM79 131H80V134H79ZM199 131V132H198ZM203 131V132H202ZM232 131V132H231ZM38 132V133H37ZM64 132H65V134H64ZM71 132V133H70ZM100 132V131H99ZM119 132V133H118ZM198 132V133H197ZM210 132H212V134H210ZM223 132V133H222ZM21 133H22V135H21ZM25 133V134H24ZM31 133H33L32 135H31ZM35 133V134H34ZM61 133V134H60ZM64 135H66V136H63V134ZM207 133H208V135H207ZM232 133H233V135L234 136H236L235 134H237L238 136H240L241 134V136H240V140L242 141L241 143H242V145H241V143L239 144V145H237V144H235L234 145V143H232V142H230L231 140H229V137L231 138V137H234L233 135H232ZM239 133V134H238ZM6 134H8V135H6ZM13 134V135H12ZM25 136H24V135ZM71 136H70V135ZM98 134V133H97ZM96 134V135H97ZM194 134V135H193ZM205 134H206V136H205ZM254 134H256V135H254ZM260 136H259V135ZM5 135V136H4ZM10 135V136H9ZM37 135H35L34 136V138L33 139H40V137H38ZM60 135H61V137H60ZM196 135V136H195ZM201 135V136H200ZM203 135V136H202ZM228 135H229V137H228ZM263 135V136H262ZM13 136V137H12ZM44 136H46V137H44ZM57 136H59V137H57ZM74 136V137H73ZM81 136V135H80ZM204 136H205V138H204ZM224 136V137H223ZM225 136H226V138H225ZM237 136V137H238ZM256 136V137H255ZM262 136V137H261ZM4 137V138H3ZM8 137V138H7ZM24 137V138H23ZM53 138L54 139V141H53V139H51V138ZM63 137H64V139H63ZM66 137V138H65ZM73 139H71V138ZM196 137V138H195ZM199 137H203V139L202 138H200L199 139ZM212 137V136H211ZM228 137V138H227ZM260 137V138H259ZM3 138V139H2ZM49 138V139H48ZM58 138V139H57ZM87 138H89V139H87ZM239 138V137H238ZM242 138H243V140H242ZM14 139V140H13ZM48 139V140H47ZM62 139V140H61ZM69 139V140H68ZM70 139L73 141H71L73 144H74V142H75V148L73 147V144L71 143V142H69L70 141ZM245 139V140H244ZM248 141H247V140ZM24 140V143H26V141ZM59 140V141H58ZM65 140V141H64ZM3 141V142H2ZM12 141H13V143H12ZM65 142V144L64 145H66V146H64V145H62V143H64ZM66 141H68V142H66ZM92 142V143H87V142ZM246 141V142H245ZM61 142V143H60ZM78 142V143H77ZM230 142V143H229ZM251 142V143H250ZM58 143H60V144H58ZM66 143H71L70 145H71V147L69 146V144H66ZM77 143V144H76ZM79 143H83L82 145L81 144H79ZM86 143V144H85ZM192 143V144H191ZM226 143H229L230 144V146H228L229 144H226ZM232 143V144H231ZM244 143H245V145H244ZM255 143V144H254ZM247 144V145H246ZM253 144V145H252ZM80 145V146H79ZM86 145H90V146H88V149H86ZM113 145V146H112ZM187 145H189L188 147H187ZM203 145V146H202ZM221 145V146H220ZM227 145V146H226ZM249 145H250V147H249ZM57 146H64V147H57ZM85 147V148H83V147ZM220 146V147H219ZM239 146V147H238ZM55 147H57V148H55ZM65 147H67V148H65ZM113 147V148H112ZM132 147V146H131ZM189 147L191 148V149H189ZM225 149H224V148ZM229 147V148H228ZM59 148V149H58ZM60 148H65V149H62V150H60ZM68 148H70V149H73V150H71L70 151V149L68 150ZM93 147L91 146V149H92ZM122 148L123 149H125V150H122ZM214 148V149H213ZM222 148H223V150H222ZM231 148V149H230ZM112 149H113V151H112ZM115 149V150H114ZM116 149H120L119 151L118 150H116ZM222 150V152H221V150ZM226 149H228V150H226ZM80 150V151H81ZM146 150H148V149H146ZM251 152H250V151ZM260 150V151H259ZM53 151V153H55ZM71 153L72 151V153L70 154L69 152ZM105 151V152H104ZM115 151H118L119 153H116ZM124 151V152H123ZM215 151V152H214ZM61 154H59V153ZM66 153V152H68V155H67V153L66 154H64L63 155V153ZM107 152V154H105ZM115 152V153H114ZM121 152V153H120ZM134 152H135V155H134ZM147 152V151H146ZM207 152V153H206ZM250 152V153H249ZM89 153L92 155L93 154V156H89ZM210 153V154H209ZM244 153V154H243ZM123 154V155H122ZM240 156H239V155ZM108 155V156H107ZM124 156L125 158L127 157L131 162L132 161H136L138 158H139V160H137L136 162H129V160H128V162L130 163V165H128V162H127V158L125 159L124 157H122V156ZM205 155V156H204ZM244 155V156H243ZM101 156H103V157H101ZM121 156V157H120ZM132 156V157H131ZM135 156V157H134ZM242 156V157H241ZM90 157V158H89ZM106 157V158H105ZM184 157V158H183ZM239 157V158H238ZM165 158H166V156H165ZM164 158V159H165ZM181 158H183V159H181ZM191 158V159H190ZM195 158V159H194ZM198 158V159H197ZM67 159V160H66ZM103 159V160H102ZM163 159V160H164ZM186 159H187V161H186ZM188 159H189V161H188ZM192 159H193V161H192ZM259 159H262V160H259ZM68 160H70V161H68ZM101 160H102V162H101ZM105 160V161H104ZM180 160V161H179ZM197 160V161H196ZM65 161H66V163H65ZM89 161V160H88ZM138 161H139V163H138ZM183 161V162H182ZM259 163H258V162ZM60 162V163H59ZM101 162V163H100ZM63 163V164H62ZM78 163L80 164V166L78 165ZM104 163V164H103ZM138 163V164H137ZM160 162H156V164L158 165ZM229 163V164H228ZM258 163V164H257ZM263 163V164H262ZM61 164H62V166H61ZM66 164V165H65ZM72 165V169H69V168H71V165ZM82 164V165H81ZM86 164H87V162H86ZM102 164V165H101ZM106 164V165H105ZM133 164L135 165L136 164V166H133ZM180 165V167L179 166H177V165ZM189 164V165H188ZM253 164V165H252ZM67 167H69L68 169L71 171H73V170H75L74 171V173L72 172H69V170L68 169H66V168H64L65 166ZM70 165V166H69ZM73 165H74V167H73ZM75 165H77V166H79V167H77L76 168V166ZM101 165V166H100ZM109 165V166H108ZM230 165V166H229ZM262 165V167L261 168H259L260 166ZM108 166V167H107ZM128 166V167H127ZM159 166V165H158ZM183 166H185L184 168H183ZM196 166V167H195ZM103 167V169H101ZM107 167V168H106ZM131 167H132V169H131ZM174 167V168H173ZM183 169H182V168ZM187 167V168H186ZM229 169H228V168ZM253 167H254V169H255V171L253 170ZM63 168L65 169L64 171H68V172H64L63 171ZM100 168V169H99ZM104 168H105V170H104ZM109 168V169H108ZM127 168H130V169H128L129 170V175H126V172L128 171H125ZM173 168V169H172ZM176 168H179L180 170L179 171H176V172H174V170L176 169ZM190 168H192V169H190ZM258 168V169H257ZM77 169H78V171H77ZM187 169H189V170H187ZM257 169V170H256ZM81 171V173H79L80 171ZM171 170H173V171H171ZM252 170V171H251ZM110 171V173L112 174H110V173H108ZM118 173H117V172ZM125 171V173H122V172H124ZM131 171V172H130ZM183 171V172H182ZM185 171H187V172H185ZM251 171V172H250ZM253 171L255 172V173H253ZM76 172H78V173H76ZM116 172V173H115ZM185 172V173H184ZM190 172V173H189ZM262 172H263V174H262ZM67 173V174H66ZM68 173H70V174H68ZM76 173V174H75ZM104 173H105V175H104ZM179 173V174H178ZM73 174H75L74 176H73ZM78 174V175H77ZM115 174V175H114ZM128 174V173H127ZM163 174H168L167 175V179H165V180H163L164 179V177H165V175H163ZM181 174H183V176L181 175ZM247 174V175H246ZM249 174V175H248ZM259 174V175H258ZM260 174H262V175H260ZM68 175V176H67ZM161 175H163V177L161 176ZM243 175V176H242ZM252 175L254 176L253 178H252ZM127 176V177H126ZM179 176H180V178H179ZM247 176V177H246ZM189 177V178H188ZM251 177V178H250ZM166 178V177H165ZM182 178V179H181ZM237 178V179H236ZM242 178V179H241ZM128 179H130V180H128ZM155 179V178H154ZM190 179V180H189ZM196 179H198V180H196ZM246 179H247V181H246ZM167 180V181H166ZM178 180V181H177ZM183 180H185V182H183ZM200 180V181H199ZM232 180V181H231ZM245 180V181H244ZM249 180V181H248ZM252 182H251V181ZM262 180V181H261ZM104 181L102 180V182L104 183ZM127 181H128V183H127ZM162 183H161V182ZM181 181V182H180ZM244 181V182H243ZM256 181V182H255ZM106 182V183H107ZM130 182V183H129ZM188 182V183H187ZM190 182V183H189ZM116 183V184H115ZM125 183V184H124ZM127 183V184H126ZM159 183H160V186H159ZM164 183V184H163ZM166 183V184H165ZM185 183L187 184V185H185ZM197 183V184H196ZM200 183H201V185H200ZM239 183V184H238ZM241 183V184H240ZM259 183V185H257ZM260 183H261V185H260ZM108 184V183H107ZM162 184V185H161ZM214 185H216V186H214ZM221 185V186H220ZM223 185V186H222ZM258 187H260V188H258ZM263 185V186H262ZM117 186H119V187H117ZM123 186H125V187H123ZM127 186H129V187H127ZM151 186H153V187H151ZM163 186V187H162ZM201 186V187H200ZM205 186V187H204ZM218 186H220L221 188H222V190H221V188L219 187L218 188ZM237 186V187H236ZM243 186V187H242ZM258 188H256V187ZM117 187V188H116ZM161 187V188H160ZM226 187V188H225ZM229 187V188H228ZM233 187V188H232ZM249 187V188H248ZM251 187V188H250ZM256 188V190L254 191V189ZM119 188H122V189H119ZM123 188H124V190H123ZM126 188V189H125ZM159 188H160V190H159ZM180 188V189H179ZM185 188V189H184ZM195 188V191L193 190ZM200 188H202V189H200L201 191H203V193L205 194H203L201 191L199 192L200 193V195L202 194L203 195V197H202V195L200 196L199 194H197L198 193V191H199V189ZM207 190H206V189ZM231 188V189H230ZM116 189V190H115ZM117 189H119V191H121V192H119ZM146 189H148L149 190V193L151 194H149L148 195V190H146ZM163 189H164V191H163ZM184 189V190H183ZM190 189V190H189ZM205 189V190H204ZM213 189V190H212ZM216 189V190H215ZM218 189V190H217ZM226 189V190H225ZM228 189V190H227ZM236 189H238V190H236ZM128 190V191H127ZM176 190V191H175ZM182 190V191H181ZM188 190V191H187ZM196 190H197V192H196ZM242 190V191H241ZM246 190V191H245ZM248 190V191H247ZM250 190V191H249ZM253 190V191H252ZM258 190V191H257ZM117 193H116V192ZM158 191V192H157ZM160 191V192H159ZM219 191V192H218ZM257 191V192H256ZM259 191H260V193H259ZM162 192V193H161ZM192 193L191 195L189 194V193ZM207 192V193H206ZM218 192V193H217ZM221 192V193H220ZM226 192V193H225ZM229 192V193H228ZM247 192V193H246ZM252 192V193H251ZM112 193V194H111ZM152 193H154V194H152ZM183 193V194H182ZM187 193V194H186ZM211 193L213 194V195H211ZM244 193V194H243ZM255 193H257V194H255ZM260 194V196H259V194ZM262 193V194H261ZM65 195H69L70 194V192H68L67 194L66 193H64ZM121 194V195H120ZM155 194H158V195H156L157 197H158V200L156 201L155 199H156V196H155ZM181 194V195H180ZM214 194H217V195H214ZM220 196H219V195ZM225 194V195H224ZM255 194V195H254ZM54 195V194H53ZM52 195V196H53ZM63 196V195H61V196H57V195H54L55 196V199H56V197L59 199V198H61V200H56L57 202H61L62 201V199H65V198H69L68 196ZM114 195V196H113ZM124 195V196H123ZM148 195V196H147ZM154 195V196H153ZM184 195V196H183ZM210 195V196H209ZM224 195V196H223ZM229 195V196H228ZM245 195V196H244ZM249 195V196H248ZM44 196L46 197V195L44 194ZM150 196V197H149ZM152 196V197H151ZM182 197V201L184 202V203H181L182 201L180 200V198ZM190 196V197H189ZM197 198L198 200L199 199H201L202 200V203L200 204V205H202V206H200L198 203L199 202H201L200 200L199 201H196L195 199V204H196V202H197V208L196 207H194L195 205L193 204V206L190 208V206L192 205L191 204V202L192 201H194V200H192L193 198ZM204 196H206V197H204ZM244 196V197H243ZM254 196V197H253ZM44 197V198H45ZM148 197V198H147ZM164 197V198H163ZM177 197H178V199H177ZM202 197V198H201ZM211 197V198H210ZM229 197V198H228ZM232 197V198H231ZM247 197V198H246ZM262 197V198H261ZM52 198H54V197H52ZM116 198V199H115ZM150 198V199H149ZM155 198V199H154ZM166 198H167V200H166ZM175 199V201H174V199ZM186 198V199H185ZM192 200H190V199ZM204 198V199H203ZM209 198V199H208ZM241 198V199H240ZM254 198H256V199H254ZM261 198V199H260ZM117 199H119V200H117ZM134 199H140V201L138 200L137 202L138 203H136V200H133ZM154 199V200H153ZM164 199V200H163ZM188 199H189V202H190V206H189V203L187 202L188 201ZM214 199V200H213ZM219 199V200H218ZM258 199L260 200V201H258ZM116 200H117V202H116ZM124 200V201H125ZM150 200H153L152 201V203H150L151 201ZM163 200V201H162ZM173 200V201H172ZM181 202H180V201ZM185 200V201H184ZM187 200V201H186ZM206 200V201H205ZM209 200V201H208ZM212 200V201H211ZM223 200V201H222ZM255 200L257 201V202H255ZM55 201V204L57 203ZM156 201V202H155ZM165 201V202H164ZM168 201V202H167ZM178 201V202H177ZM205 201V202H204ZM114 202V203H113ZM163 202V203H162ZM174 202V203H173ZM177 202V203H176ZM231 202V203H230ZM253 202V203H252ZM176 203V204H175ZM180 203V204H179ZM219 203H220V207L218 208V206H219ZM241 203V204H240ZM179 204V205H178ZM204 204V205H203ZM214 204V205H213ZM240 204V205H239ZM106 205H108V206H106ZM112 205V206H111ZM182 205V206H181ZM186 205H187V207H189V208H187L186 207ZM207 205V206H206ZM56 206H58V203H57V205ZM121 206H123L122 208H124V202H123V205L121 204ZM133 206V207H132ZM161 208H159V207ZM164 206V207H163ZM211 206V207H210ZM215 206V207H214ZM249 208H248V207ZM108 208V209H109ZM192 208H193V210H192ZM196 208V209H195ZM235 208H237V209H235ZM116 209H118L117 207H116ZM121 209V208H120ZM219 209V210H218ZM220 209H222V210H220ZM256 209L258 210V212L256 211ZM119 210V209H118ZM191 210V211H190ZM235 210H237V211H235ZM263 210V211H262ZM137 211V212H136ZM261 211V212H260ZM142 212V213H141ZM161 212V213H160ZM235 212V213H234ZM260 212V213H259ZM137 214V216L140 214V215H142L141 216V218L138 216L137 218H136V215H134V214ZM164 213H165V215H164ZM234 213V214H233ZM253 213V214H252ZM259 213V214H258ZM60 215H58V216H63L64 215V212L62 211H60V213H59ZM62 214V215H61ZM124 214V215H123ZM242 214V215H241ZM251 214H252V216H251ZM134 215V218L135 219H140V220H135L134 218V220L133 221H131V223H128V218L130 217V216H133ZM234 215H238V217L239 216H241V217H237L238 218V220H237V218H236V216H234ZM244 215V216H243ZM248 215V216H247ZM65 216V215H64ZM71 216V215H70ZM73 216V215H72ZM247 216V217H246ZM261 216V217H260ZM118 217L119 218H121V216L119 215V216H117L116 218H115V220L117 219V220H119L118 219ZM151 219H153V220H151ZM236 218V219H235ZM249 218V219H248ZM262 218H263V221H262ZM159 219V220H158ZM241 219H242V221H241ZM244 219V220H243ZM117 220H116V222H117ZM161 220V221H160ZM218 220V221H217ZM247 220V221H246ZM249 220V221H248ZM261 220V221H260ZM147 223H146V222ZM133 222H135L134 224H133ZM145 222V223H144ZM149 222V223H148ZM240 222V223H239ZM247 224H246V223ZM249 222V223H248ZM260 222V223H259ZM106 223V222H105ZM162 223V224H161ZM242 223V224H241ZM257 223V224H256ZM143 224V225H142ZM256 224V225H255ZM261 224V225H260ZM132 225H133V227H132ZM227 225V226H226ZM141 226V227H140ZM183 226V227H182ZM252 227V228H251ZM258 228V229H256V228ZM130 228V229H129ZM143 228V229H142ZM163 228H165V229H163ZM183 228V229H182ZM118 229V228H117ZM162 229H163V231H162ZM123 230V229H122ZM122 230H121V232H120V229H119V235H121V233H122ZM129 230H131V231H129ZM169 230V231H168ZM179 230V231H178ZM229 230H231V231H229ZM260 230V231H259ZM263 230V231H262ZM162 231V232H161ZM166 231V232H165ZM177 231L179 232V234H176L177 233ZM226 231H227V233H226ZM259 233H258V232ZM165 232V233H164ZM228 232H229V235H228ZM250 232V233H249ZM252 232H253V234H252ZM135 234H137V235H135ZM142 234V235H141ZM240 234H242V235H244V236H240ZM252 234V235H251ZM258 234V235H257ZM116 235L118 236V234L117 233H115V237H116ZM133 235H134V237H133ZM139 235V236H138ZM159 235H161V236H159ZM179 235V238L177 239V236ZM237 235V236H236ZM258 236V238H257V236ZM111 236V235H110ZM110 236H108V238L107 237H105L106 239H112V236H114V235H112L111 237ZM128 236V237H127ZM168 236H170V237H168ZM224 236V237H223ZM228 236V237H227ZM231 236H233L232 238H231ZM236 238H235V237ZM253 236V237H252ZM139 237V238H138ZM164 237L166 238V239H164ZM230 237V238H229ZM237 237H238V240H236L237 239ZM244 237V238H243ZM104 238V239H105ZM162 238V239H161ZM174 238V239H173ZM177 239V242H176V239ZM222 238V239H221ZM226 240H225V239ZM229 238V239H228ZM241 238V239H240ZM140 239H141V241H140ZM161 239V240H160ZM233 239V241H237V244L234 242V243H231L232 241L231 240ZM235 239V240H234ZM256 239V240H255ZM139 241V245L137 246V243H136V241ZM166 240V241H165ZM179 240V241H178ZM241 240V241H240ZM227 241V242H226ZM252 241H253V244L251 245V243H252ZM259 241V242H258ZM141 242V243H140ZM224 242V243H223ZM239 242V243H238ZM92 243H94L95 244V242L94 241H91L90 242V245H89V248L91 249V248H93V244ZM136 243V244H135ZM164 243V245L165 246H163L162 247V244ZM166 243V244H165ZM176 243V244H175ZM228 244V245H226V244ZM254 243H256V244H254ZM145 244H147V249L149 250L148 251V254L146 255V253L145 254H141L140 256H139V254L142 252V253H144L143 252V250L141 249L143 246H146ZM160 244V245H159ZM234 244H236V245H234ZM135 245H136V247H135ZM140 245H142L141 247H140ZM157 245V246H156ZM174 245H177V246H174ZM230 245V246H229ZM256 245V246H255ZM258 245V246H257ZM119 246L120 245H117V247L119 248ZM158 246H160V247H158ZM180 246V247H179ZM217 246H219V247H217ZM116 247V249H118ZM135 247V248H134ZM152 247V248H151ZM169 247V248H168ZM256 247V248H255ZM258 247V248H257ZM162 248V250L160 251V249ZM179 248H180V251H179ZM216 248V249H215ZM89 249V251L91 252V250ZM155 249H157V250H155ZM176 249V250H175ZM213 249V250H212ZM218 249V251L216 252V250ZM240 249V250H239ZM257 249V250H256ZM92 250H94V248L92 249ZM133 250H135V251H133ZM139 250V251H138ZM151 250V251H150ZM178 250V251H177ZM222 250V251H221ZM255 251V253H253ZM257 251V252H256ZM258 251H259V253H258ZM140 252V253H139ZM214 252H215V255H214ZM131 253V254H130ZM138 254V255H137ZM220 255V256H219ZM224 256V257H221V256ZM138 256H139V258L140 257H142V258H140V260H139V258H138ZM221 257V258H223V259H219L218 260V258L219 257ZM254 256V257H253ZM256 256V257H255ZM258 257V258H257ZM217 258V260H215ZM256 258H257V261H256ZM133 259V260H132ZM136 259V260H135ZM138 259V260H137ZM166 259V260H165ZM238 259V260H237ZM261 259V260H260ZM260 260V261H259ZM124 261V262H123ZM126 261V262H125ZM159 261H160V259H159ZM215 261V262H214ZM218 261V262H217ZM242 261V262H241ZM217 262V263H216ZM260 262V263H259ZM133 263H126V264H133ZM225 263V262H224ZM224 263H222V264H224ZM226 264V263H225Z\"/></svg>", "mask_w": 264, "mask_h": 264}, {"label": "bare ground", "instance_id": "bare-ground-1", "mask_svg": "<svg viewBox=\"0 0 264 264\" xmlns=\"http://www.w3.org/2000/svg\"><path fill=\"white\" fill-rule=\"evenodd\" d=\"M16 1V0H15ZM14 1V2H15ZM26 1V0H25ZM36 1V0H35ZM39 1V0H38ZM37 1V2H38ZM42 1V0H41ZM41 1H39V2H41ZM43 1H45V0H43ZM42 1V2H43ZM48 1H50V0H48ZM52 1V0H51ZM57 1V0H56ZM59 1H60V3H59ZM58 1V3H59V5L62 7V10L60 11V13H59V15H61V13H62V11H63V9H65L66 10V12H67V9L69 10L70 8L72 9V11H73V9L75 10L78 6L80 7L81 5H80V2L81 1H86V0H81V1H78V6L77 7H75L74 6V8L72 7L73 5H72V3H73V1L74 0H59ZM92 1V0H91ZM94 2H96L95 0H93ZM99 1V0H98ZM98 1H97V3H98ZM101 1V3H102V0H100ZM112 1H114V0H112ZM112 1H110V4L109 3H107V4H109V5H112L113 7H114V3L112 2ZM117 1V0H116ZM115 1V2H116ZM119 1V0H118ZM124 1H126V0H124ZM133 1V0H132ZM134 1H136V0H134ZM166 1V0H165ZM191 1V0H190ZM264 1V0H263ZM13 2V0H4V2H3V5H2V7L5 5V7H7L6 9H7V14H6V12H4L5 14H6V16H4L5 14H3L2 13V15L5 17L4 19H6V17L8 18V19H6V21H9L8 23L7 22H3V20H2V22L3 23H6V26H5V30L7 31V30H10V33H9V35H8V38H7V40L6 39H4L3 41L5 42V41H7V42H5V43H8L9 44V42H11L12 43V40H13V43H12V45L14 44V41H16L15 39H17V38H14L13 39V36H12V29H13V27H14V20H12L13 18H12V11L14 10V11H16L17 9V7L16 6H18L17 4H16V6L14 5L15 3ZM45 2H47V1H45ZM53 2V1H52ZM54 2H55V0H54ZM87 2V1H86ZM90 2V1H89ZM88 2V3H89ZM93 2V3H94ZM106 1L104 0V6H105V3ZM111 2L113 3V4H111ZM120 2V1H119ZM128 2L130 3V1L128 0ZM128 2H126V3H128ZM137 2V4H138V2H140V1H136ZM141 2H144V1H141ZM141 2H140V5L139 6H141ZM146 2V1H145ZM192 2V1H191ZM255 2V1H254ZM14 3V4H13ZM16 3H18V2H16ZM23 3V2H22ZM76 2H74V5H77V3L75 4ZM83 3V2H82ZM88 3H86V5L85 4H82V5H84V6H86L87 8H89V9H91L90 8V6H91V3L92 2H90V6H87V4ZM97 3H95V5H97ZM122 3V2H121ZM120 3V4H121ZM125 3V2H124ZM125 3V4H126ZM168 2H166V4H167ZM172 3V2H171ZM173 3H174V5H175V0H173ZM172 3V4H173ZM178 3H179V1H178ZM178 3H176V4H178ZM182 3H184V2H182ZM2 3H0V5H1ZM32 4V3H31ZM43 4V3H42ZM45 4H47V3H45ZM50 4H52V6H53V4L54 3H50ZM50 4H47V5H45V6H47V7H49L50 6ZM98 4H100V2L98 3ZM107 4H106V7H109V6H107ZM118 4V3H117ZM124 4V5H125ZM136 4V3H135ZM135 4H133L132 3V5H133V7L132 6H130V7H132V9H134V10H137L136 8H134V6H136ZM165 4V3H164ZM180 5H181V2L179 3ZM178 4V5H179ZM191 4H193V3H191ZM190 4V5H191ZM260 4V3H259ZM13 5H14V7H13ZM41 5V4H40ZM56 4H54V6H55ZM89 5V4H88ZM93 5V4H92ZM102 5V4H101ZM116 5V4H115ZM119 5V4H118ZM127 5V4H126ZM130 5V4H129ZM142 5H143V3H142ZM184 5V4H183ZM182 5V6H183ZM189 5V6H190ZM45 6H43L44 7V10H45ZM54 6H53V8H54ZM60 6H58V7H60ZM98 6H100V5H98ZM122 6V5H121ZM128 6V5H127ZM145 6V5H144ZM143 6V7H144ZM168 6V5H167ZM172 6V5H171ZM1 7V6H0ZM16 7V8H15ZM19 7V6H18ZM41 7V6H40ZM57 6H56V8L58 9V11H59V8H58ZM60 7V8H61ZM66 7H69V8H67L66 9ZM85 7V8H86ZM105 7V8H106ZM120 6H118V8H119ZM125 7V6H124ZM129 7V8H130ZM137 7V6H136ZM174 7V6H173ZM172 7V8H173ZM181 7V6H180ZM96 8H97V6H96ZM99 9L101 8V6L100 7H98ZM104 8V9H105ZM110 8V7H109ZM171 8V9H172ZM175 8H176V6H175ZM178 8V7H177ZM177 8H176V10H177ZM5 8L3 7V10H4ZM16 9V10H15ZM41 9H43V8H41ZM48 10H49V8H47ZM46 9V10H47ZM57 9H55L56 11H57ZM84 9V8H83ZM81 10L80 8H78L77 9V11L78 10H81V12L83 13V11L84 10ZM93 9H94V7H93ZM99 9H97V10H99ZM103 9V10H104ZM112 9V8H111ZM115 9V8H114ZM120 9H121V7H120ZM120 9H118L119 11H120ZM127 9V11H130L131 9H129L128 10V8H126ZM165 9V8H164ZM169 10V11H171L172 12V10ZM174 9V8H173ZM2 10V11H3ZM43 10V11H44ZM46 10L44 11V12H46ZM50 10H52V9H50ZM87 10V9H86ZM85 10V11H86ZM102 10V11H103ZM109 10V9H108ZM113 10V9H112ZM117 10V11H118ZM122 10V9H121ZM124 10H125V8H124ZM13 11V12H14ZM42 11V10H41ZM84 11V12H85ZM91 10H87V14H88V12H90ZM94 10H92V12H93ZM101 11V9L98 11V12H100ZM107 11V8H106V10L105 11H103V12H106ZM115 11H116V9H115ZM0 12H1V8H0ZM12 14H11V13ZM44 12H42L41 14H44ZM70 12V11H69ZM80 12V11H79ZM78 12V14H82L81 12L79 13ZM110 11H108V13H109ZM133 12V11H132ZM131 12V13H132ZM135 12H137V11H135ZM141 12H142V9H141ZM47 13V12H46ZM50 13V15H52L51 14V12H49ZM64 13H65V11H64ZM73 12H71V14H72ZM74 13L76 14L77 12H75L74 11ZM115 13V12H114ZM117 13V12H116ZM120 13V12H119ZM118 13V14H119ZM121 13H124V12H121ZM129 13V12H128ZM134 13V12H133ZM138 13H140V12H138ZM23 14H25V13H23ZM58 14V13H57ZM67 14V13H66ZM70 14V13H69ZM87 14H84L83 15V17L85 18L86 16H88ZM90 14H93V15H97V16H99V14H97V13H95V11H94V13H90ZM127 14V13H126ZM1 15V16H2ZM40 15V14H39ZM39 15H38V17H39ZM53 15H54V13H53ZM52 15V16H53ZM77 15V14H76ZM100 15H102L101 13H100ZM123 15V14H122ZM121 15V16H122ZM125 15V14H124ZM128 15V14H127ZM133 15V14H132ZM0 16V18H2ZM25 16H27V14L25 15ZM25 16L22 18V20H24V18H25ZM43 16V15H42ZM44 16H47L46 14H44ZM55 16H58V15H56V13H55ZM63 18L66 16H64L63 14L61 15ZM72 16H75V15H73L72 14ZM120 16V15H119ZM126 16V15H125ZM130 16V15H129ZM129 16H126V17H129ZM137 16H140V15H137ZM141 16H142V14H141ZM144 16V15H143ZM142 16V17H143ZM17 17V14H16V16H15V18ZM22 16L20 15V18H21ZM37 17V16H36ZM36 17H35V19H36ZM48 17H49V14H48ZM61 17V18H62ZM69 17H70V15H69ZM75 17H78V16H75ZM80 18H83V17H81V16H79ZM89 17H91V15L89 16ZM93 17V16H92ZM91 17V18H92ZM96 17V16H95ZM100 17V16H99ZM99 17H96V18H98L99 19ZM104 17V16H103ZM123 17V16H122ZM122 17H121V19H122ZM133 17V16H132ZM136 17V16H135ZM41 18V17H40ZM46 19H44V20H48V18L47 17H45ZM53 18V17H52ZM59 18V17H58ZM60 18V19H61ZM72 18V17H71ZM83 18V19H84ZM88 18V17H87ZM91 18H88V20L89 19H91ZM96 18H95V20H96ZM107 18H109V17H107ZM106 18V19H107ZM144 18H146L147 19V17H144ZM217 18H218V16H217ZM17 19V18H16ZM37 19H39V18H37ZM57 18H55V20H56ZM60 19H57L56 20V22H59V20ZM94 19V18H93ZM97 19V20H98ZM104 19H105V17H104ZM106 19H105V21H106ZM125 19V18H124ZM139 19L140 20H142L141 19V17H139ZM138 19V20H139ZM53 20H54V18H53ZM66 20V18L63 20V22ZM68 20V19H67ZM73 20H74V18H73ZM76 20V19H75ZM87 20V21H88ZM95 20H89V21H95ZM99 20H101V21H103V19H102V16L100 17V19ZM111 20H114V19H111ZM129 20H133V22L135 21L134 19H130L129 18ZM218 20V22H219V19H217ZM229 20V19H228ZM227 20V21H228ZM20 21V20H19ZM35 22V21H39V20H31V23L32 22ZM43 21V17H42V20H41V22ZM61 21V20H60ZM72 21V20H71ZM84 21V20H83ZM82 21V19L81 20H79L78 22H77V20H76V22H77V25H78V27L80 26V27H82L83 25H84V27H82V29L83 30H85V28H87V27H90V26H92V24L90 25L89 24V22L87 23V21H86V18H85V22H83ZM105 21L100 25L99 24V27H102V25L103 24H105V26L106 25H108L109 26V24H110V26L109 27H112L111 26V23H113V22H115V21H117V20H114V21H111V23H108L107 24V22H108V19H107V21H106V23H105ZM127 21V20H126ZM137 21V20H136ZM143 21V20H142ZM2 22L0 21V23L2 24ZM18 22V21H17ZM29 23H30V21H28ZM27 22V23H28ZM45 22V21H44ZM55 22V23H56ZM69 22H70V18H69ZM75 22V21H74ZM73 21L71 22V24H75ZM92 22V23H93ZM97 22H100V21H97ZM110 22V21H109ZM125 22V21H124ZM128 22H130V21H127V23L126 24H128ZM148 22H150V24H151V21H148ZM153 22V21H152ZM21 23L22 24H24V22L23 21H21ZM27 23L25 22V24L27 25ZM67 23H68V21H67ZM84 23H87L86 25H87V27L85 26V24ZM117 23V26H118V28L120 27V26H122L123 25V22H122V25H118V21L117 22H115L114 23V25ZM130 23H132V21L130 22ZM130 23L128 24V25H130ZM134 23H136V22H134ZM138 24H137V26L139 25V22H137ZM143 23V22H142ZM16 24V23H15ZM18 24H19V22H18ZM22 24H20V25H22ZM33 24V23H32ZM32 24H31V27L33 28L34 27V25L32 26ZM35 24V23H34ZM37 24H39V25H42L43 24V22L40 24V23H37ZM45 25L47 24V22H45L44 23ZM44 24H43V26H44ZM50 24V23H49ZM58 24V23H57ZM62 24V23H61ZM60 24V22H59V26L61 25ZM90 26H89V25ZM95 24H98V23H96V21H95ZM94 24V25H95ZM125 23H124V25L123 26H125L126 25ZM133 24V23H132ZM131 24V25H132ZM4 25V24H3ZM3 25H1V27L3 26ZM51 25L53 26V22H52V20H51ZM64 25V24H63ZM66 25V24H65ZM93 25V26H94ZM113 25V24H112ZM134 25V24H133ZM132 25V26H133ZM136 25V24H135ZM141 25V24H140ZM143 25V24H142ZM146 25V24H145ZM148 25V24H147ZM16 26V25H15ZM42 26V27H43ZM48 26V25H47ZM59 26H58V29H59ZM71 25H69V27H70ZM116 26V25H115ZM116 26V27H117ZM37 27H38V25H37ZM54 27V26H53ZM67 26H65V28H66ZM68 27V29H67V31L68 32H70L69 31V28ZM78 27H76V28H78ZM107 27V26H106ZM105 27V28H106ZM114 27V26H113ZM116 27H114L115 28V30H117L118 28H116ZM131 26H129V28H130ZM142 26H140V28H141ZM144 27V26H143ZM147 27V26H146ZM2 28H4V27H2ZM25 28H26V26H25ZM24 28V29H25ZM29 28V24H28V27L25 29L26 31H27V29ZM31 28V29H32ZM36 28V27H35ZM35 28H33L32 30V32H33V35H36L37 34V32L39 31V30H42V29H39V30H37V29H35ZM40 28V27H39ZM49 29L51 28L50 26L48 27ZM55 28L57 29V27H56V24H55ZM55 28H51L52 30L53 29H55ZM63 28V27H62ZM64 28V29H65ZM94 28V27H93ZM104 28V29H105ZM114 28H111V29H114ZM124 28V27H123ZM128 28V27H127ZM129 28H128V31L131 33V31L132 30H134L133 28L134 27H131L132 28V30L130 31L129 30ZM137 28H139V27H137ZM137 28H136V30H137ZM16 29V28H15ZM34 29L36 30V31H34ZM46 29V28H45ZM44 29V30H45ZM50 29V30H51ZM56 29H55V32L57 33V31H56ZM60 29H61V26H60ZM71 29H72V32H71V34L72 33H74V31H73V29H75V25H74V27H71ZM90 29V28H89ZM95 29H96V27L94 28V29H90L89 31H88V33L92 30V32H93V30L95 31ZM99 29V28H98ZM110 29V30H111ZM120 30H121V28H119ZM126 29V28H125ZM124 29V30H125ZM106 30H109V29H106ZM124 30H123V33H124ZM135 30V32H134V36H135V34H137L138 32H140L141 30H142V28H141V30L140 31H136ZM139 30V29H138ZM143 30H145V29H143ZM143 30H142V32H143ZM16 31V30H15ZM54 31V30H53ZM52 31V32H53ZM60 31V30H59ZM58 31V32H59ZM78 31H79V28H78ZM86 31V32H87ZM96 31H98V30H96ZM103 31V30H102ZM122 31V30H121ZM126 31V30H125ZM146 31V30H145ZM8 32V31H7ZM6 32V33H7ZM28 32V31H27ZM30 30H29V32L28 33H25V34H29V35H31L30 34ZM31 32V33H32ZM36 32V33H35ZM41 31H39V33H40ZM43 32V31H42ZM45 32V34L44 35H46V30L44 31ZM48 32H49V30H48ZM54 32V33H55ZM60 32H62V31H60ZM80 33H82L81 31H79ZM79 32H77V33H79ZM85 32V31H84ZM85 32V33H86ZM92 32H90V33H92ZM99 33L101 32V29H100V31H98ZM106 32H108V31H106ZM115 32V31H114ZM118 31H116V33H117ZM133 32V31H132ZM141 32V33H142ZM148 33L150 32V33H152V31H147ZM264 32V31H263ZM35 33V34H34ZM62 33H64V34H62ZM61 33V35H65L66 34V32H64V30H63V32ZM80 33H79V35H80ZM109 33H111V32H109ZM113 33V32H112ZM122 33V32H121ZM128 33V32H127ZM127 33H124L125 35L127 34ZM141 33H139L140 34V36L142 37V35H141ZM147 33V35L146 36H148L149 34ZM254 33V32H253ZM60 34V33H59ZM76 33H74V34H72V35H75ZM83 34V33H82ZM94 34H96L97 35V33L96 32H94ZM94 34H93V36H94ZM101 34H102V32H101ZM108 34V33H107ZM119 33H117L116 35H118ZM144 34H146L145 32H144ZM143 34V35H144ZM197 34V33H196ZM237 34V33H236ZM250 34H251V32H250ZM264 34V33H263ZM263 34H261V35H263ZM40 35H42L41 33H40ZM39 35V36H40ZM44 35H42V36H40V38H45V37H43ZM68 35V34H67ZM66 35V36H67ZM71 35V36H72ZM86 35V34H85ZM111 35V34H110ZM110 35H107L109 38L112 36H110ZM115 35V34H114ZM121 36V39L123 38V35L122 34H120ZM129 34H127V36H128ZM132 34H131V38H133L132 36H133ZM156 35V34H155ZM155 35L153 34V36L155 37ZM160 35V34H159ZM248 35H249V33H248ZM28 36V35H27ZM26 35H25V38L27 37ZM37 36V35H36ZM66 36H64L63 38H66ZM77 36V35H76ZM84 36V35H83ZM87 36H89V35H87ZM86 36V37H87ZM92 35H91V38H94ZM127 36H125V38L127 37ZM137 36V35H136ZM139 36V35H138ZM153 36H151V34H150V36H149V38L151 39V37H153ZM162 36L165 38L166 36L165 35H161V40H163L162 39ZM30 36H28L26 39H28ZM32 37H35V36H32L31 35V38ZM69 37H70V34H69ZM80 37V36H79ZM79 37H77V38H79ZM82 37V36H81ZM80 37V38H81ZM86 37H84V38H86ZM90 37V36H89ZM101 37V36H100ZM100 37H98L99 38V40H100ZM114 36H112V38H113ZM117 37V36H116ZM119 37V36H118ZM130 37V36H129ZM154 37H153V39H152V41L150 40V43L149 44H146L145 46H143V47H139V46H137V44H136V46L137 47H135V45H133V44H135V43H137L138 41H136V42H132V41H134V40H132V41H130V43H133L132 45H130V46H133V47H130L131 49H129L128 51L126 50V52H128L130 55H132L131 57H134V59L137 61V63L139 62L140 63V61H142V60H144L145 59V55L146 54H149L150 55V51L152 50V52H153V50H158V51H160L159 50V48L161 47L159 44H158V47H157V45H155V39H154ZM169 37V36H168ZM263 37V36H262ZM76 37H74L73 39H75ZM84 38H82L83 39V41H84ZM88 38V37H87ZM102 38H103V36H102ZM104 38H106V39H104ZM103 38V40H104V42H105V40L106 41H108V44L110 43L109 42V40L107 39V37L105 36ZM112 38H111V40H112ZM115 38V37H114ZM136 37H134V39H135ZM140 38V37H139ZM144 38V37H143ZM157 40H159V42H161L160 41V39L158 38V36L157 37H155ZM249 38V37H248ZM69 39V38H68ZM67 38H66V42H65V44L66 43H68L67 45H69V43L71 42L70 40H68ZM72 39V42L74 41ZM82 39H81V41H82ZM89 39V38H88ZM97 38H95V39H93V40H96ZM118 39V38H117ZM117 39H115V40H117ZM120 38H119V41L121 40ZM129 39V38H128ZM127 39V40H128ZM138 39V37L136 38V40ZM141 39V38H140ZM145 39H146V37L144 38V40H143V43H145ZM147 39H148V37H147ZM252 39V38H251ZM28 40H30V38L28 39ZM28 40H26L25 41V43L28 41ZM48 40V39H47ZM47 40L45 41L44 40V44L47 42ZM60 40V39H59ZM67 40L68 41H70V42H67ZM86 40V39H85ZM90 40H92V39H90ZM114 40V41H115ZM127 40H123V41H127ZM148 40V41H149ZM156 40V41H157ZM165 40H166V38H165ZM168 40V39H167ZM167 40L165 41L166 42V44L168 45V42H167ZM171 40V39H170ZM169 40V41H170ZM211 39H209V41H210ZM242 40V39H241ZM245 40V39H244ZM246 40H247V38H246ZM2 41V42H3ZM22 41H24V40H22ZM31 41V40H30ZM34 41V40H33ZM49 41H50V39H49ZM63 41V40H62ZM61 41V42H62ZM75 41H76V39H75ZM78 41H80V39L78 40ZM98 41V40H97ZM101 41V40H100ZM118 41V40H117ZM119 41H118V44H119ZM140 41V40H139ZM147 41V40H146ZM208 41V40H207ZM207 41H206V43H205V48H204V50L203 49H201V50H199V51H197L196 53L197 54H201L202 56H207L206 55V53L208 52V50H205L206 49V45L208 44L207 43ZM208 41V42H209ZM243 41V40H242ZM29 42V41H28ZM71 42V43H72ZM88 42V41H87ZM103 41H101V43H104ZM120 42H122V41H120ZM128 42H129V40H128ZM158 42V41H157ZM241 42V41H240ZM263 42H264V40H263ZM23 45H26L25 43H23V42H21ZM29 43H31V42H29ZM34 43V42H33ZM35 43H38L36 40H35ZM48 43H50L51 44V46H52V43L51 42H48ZM70 43V44H71ZM74 43V42H73ZM77 43V42H76ZM79 43V42H78ZM97 43V42H96ZM95 43V44H96ZM114 43V42H113ZM113 43H111L110 45H113ZM123 43V42H122ZM142 43V42H141ZM142 43V44H143ZM162 43H164V41H162ZM212 43V42H211ZM2 44H4V43H2ZM7 44V45H8ZM43 44V43H42ZM43 44V45H44ZM49 44V45H50ZM59 45H60V42L58 43ZM58 44H57V46H58ZM63 44H64V42H63ZM64 44V45H65ZM90 44H91V42L88 44L89 46H90ZM121 44V43H120ZM119 44V45H120ZM209 44H210V42H209ZM0 45H1V43H0ZM6 45V44H5ZM10 45L11 44H9V47H10ZM20 46H22V47H24L23 45H21V44H19ZM19 45H16V49H18V47L19 48H21ZM31 45V44H30ZM38 45H39V43H38ZM47 46V45H45L44 47H46V48H44V49H48L50 46ZM54 46H55V44H53ZM62 45V44H61ZM64 45H62V46H64ZM94 45V44H93ZM93 45H92V47H93ZM98 45H100L99 44V41H98ZM109 45V47H111ZM129 45V44H128ZM138 45H140V44H138ZM162 45V44H161ZM164 45V44H163ZM166 45V46H167ZM27 46H28V44H27ZM26 46V47H27ZM32 46V45H31ZM31 46H29L28 47V53H30V47ZM40 46H41V43H40ZM94 46H96V45H94ZM101 46H102V44H101ZM100 46V47H101ZM108 46V45H107ZM116 46V45H115ZM126 44H125V49H126ZM142 46V45H141ZM204 46V45H203ZM0 47H2V46H0ZM5 47V46H4ZM8 47V46H7ZM12 47V46H11ZM53 47V46H52ZM52 47H50V49L52 48ZM59 47V46H58ZM65 47H67L66 45H65ZM70 47V46H69ZM99 47V46H98ZM99 47V48H100ZM104 47H106V46H104V44H103V46H102V48H103V50H104ZM121 47V46H120ZM119 46H118V49L120 48ZM60 48V47H59ZM71 48V47H70ZM91 48V47H90ZM96 49H97V46L95 47ZM162 48V47H161ZM4 49H7L6 47L5 48H3L2 49V53L4 52L3 50ZM15 49V51H12V52H14V53H16V51H17V53L19 52V53H21L20 51H18V50H16ZM24 49H25V47H24ZM41 49H42V47H41ZM44 49H43V51H44ZM53 49V48H52ZM58 49V48H57ZM61 49V48H60ZM67 51H69V48L67 47ZM89 49V48H88ZM94 49V48H93ZM106 49V48H105ZM112 49V48H111ZM110 49V50H111ZM114 49H116L115 47H114ZM123 49V48H122ZM125 49H123V50H125ZM21 51H22V49H20ZM31 50H33V49H31ZM55 50H56V48H55ZM53 51V52H51L53 55H51L50 56V54L51 53H49L48 55L50 56V57H52V56H54L55 54H56V52H58V50L57 51ZM63 50H64V47H62V53L61 54H63L64 52H63ZM66 50V49H65ZM95 50V49H94ZM97 50H100V49H97ZM102 50V49H101ZM107 50H108V48H107ZM106 50V51H107ZM117 50V49H116ZM121 50V49H120ZM123 50H121V51H123ZM162 50H164V48H162ZM161 50V51H162ZM198 50V49H197ZM256 50V49H255ZM47 52H48V50H46ZM50 51H52V50H50ZM72 51V50H71ZM70 51V52H71ZM89 51H90V49H89ZM109 51V50H108ZM112 51V50H111ZM115 51V50H114ZM170 51V50H169ZM173 51V50H172ZM195 51V50H194ZM60 52V51H59ZM72 52H74V51H72ZM91 53H92V48H91V51H90ZM95 52V51H94ZM93 52V53H94ZM97 52V51H96ZM100 52V51H99ZM103 53L105 52V51H102ZM125 51L123 52V55L126 53ZM171 52V51H170ZM1 53V52H0ZM16 53V54H17ZM18 53V54H19ZM41 53H43L44 54V52H40V54ZM55 53V54H54ZM67 55L66 56H68V52H65ZM101 53V52H100ZM107 53V52H106ZM112 53V52H111ZM119 53V52H118ZM128 53L126 54V55H128ZM156 53V52H155ZM71 54V55H70ZM72 54L73 53H69V56H72ZM105 54V53H104ZM103 54V55H104ZM122 54V53H121ZM157 54H159V53H157ZM180 52L178 53V55L180 56ZM196 54V55H197ZM38 55H39V53H38ZM47 54H46V52H45V56H46ZM57 55V57H60V56H58L59 54H56ZM55 55V56H56ZM92 55V54H91ZM94 55H96V54H94ZM106 55V54H105ZM104 55V56H105ZM109 55V54H108ZM111 55V54H110ZM130 55H128L127 57H129ZM195 55V54H194ZM262 55H264V54H262ZM25 56V55H24ZM49 56H46V59L45 60H47V57H49ZM64 56H65V54L63 55V57H60V58H64ZM96 56H98V53H97V55ZM100 56V55H99ZM104 56L102 57V59L104 58ZM148 56V55H147ZM151 56H153V55H151ZM151 56H150V58L148 59V60H152L151 59ZM39 57H40V55H39ZM56 57V58H57ZM105 57H107V56H105ZM124 57H125V55H124ZM173 57V56H172ZM172 57H170V58H172ZM177 58H178V56H176ZM239 57V56H238ZM45 58V57H44ZM91 58H93L94 59V61H92V63L94 62V64L96 63V57L95 56H93V57H91ZM126 58V57H125ZM153 58V57H152ZM180 58V57H179ZM178 58V59H179ZM204 58V57H203ZM206 58V57H205ZM43 58H40L39 60H40V62L41 61H44V60H42ZM65 59H67L66 57H65ZM122 59V58H121ZM120 59V60H121ZM129 59V58H128ZM160 59V58H159ZM158 59V60H159ZM163 59V58H162ZM39 60H38V62H39ZM59 60V59H58ZM63 60V59H62ZM68 60V59H67ZM67 60H65V61H67ZM100 60H101V58H100ZM130 60H131V58H130ZM134 60V61H135ZM147 60V59H146ZM146 60H144V61H146ZM155 60V59H154ZM164 60V59H163ZM171 60V59H170ZM182 60V59H181ZM206 60H207V58H206ZM240 60V59H239ZM238 60V61H239ZM29 61V60H28ZM64 61V62H65ZM69 61V60H68ZM67 61V62H68ZM102 61H104L105 62V60L103 59ZM117 61H119V60H117ZM125 60H122V63L124 62ZM128 61V60H127ZM174 61V60H173ZM171 62V61H167V65L169 66V68L168 69H165V68H163L162 66L163 65H161V63L159 64L160 66H161V68L160 69H158L157 70V68H156V70H157V72H156V70H155V73L153 74V75H155V79L153 78V76L151 75V71H148L149 73H147L146 71L148 70L147 68H148V66L145 68V69H147L145 72L148 74V75H150V78L152 77L153 78V81H155V84L158 82V81H160L161 83H157V84H159V85H161V89H160V87H155L154 89H158L159 88V90H160V92H158L159 90H157V92H158V94L159 93H162V95H164V100H162V99H159V98H156V97H158L159 95L158 94H156V95H158V96H155V95H153L154 97H152L151 95H152V91L154 90H152V91H150V93H151V97L152 98H154V99H152L151 100V98L150 97H147V98H150V100H148L147 99V101H145V102H139V99H138V93H139V95H141L142 93H140V91L142 90H138L139 92L137 93V89H138V87H137V89L135 90V93L136 94H134L135 96L133 97V98H130V96H129V98H127V97H125L124 95H126V96H128L127 94H130V93H127V92H129V91H127L126 93L127 94H125V92H124V95H122V94H119V95H116V92H112L113 93V95H114V93H115V95L113 96L112 95V93L110 94V95H112L113 97H115L116 96V98L114 99L113 97V100H111V103H109L108 105L106 104V101L105 102H102L103 104H102V106L101 105H99V106H101V108L103 107V105L104 104H106L105 106L106 107H103V109L102 110H100L101 112H103V114L99 111L98 113L100 114H102L103 115V118H104V120H103V118L101 117V116H99V118L100 119H98L97 117H96V120L98 119V120H100L101 122H103V124H101L102 126H101V129H100V124H99V122H98V120H97V122H96V120L94 121V119L92 120L93 121V123L94 122H96V124L98 123V128L100 129H98V134L96 135V134H94V133H92V135L94 136V137H92L91 139V141L93 142H95V144H93L91 141L90 142H87V143H92L93 145H91L93 148L91 149V146L90 145H86L87 147H86V149H88V146H90V151L92 150L93 151V153H94V159L92 160L90 157V159H88V157H87V155H88V151H87V153H84L82 156H79V157H77V158H75L76 157V155L77 154H75L74 155V153H76L77 151L79 152V154H80V152L82 153L83 151L81 150V148H80V150H77L76 152H75V150L78 148V142L76 143L77 144V148L76 149H74V152H73V154L72 155H74L75 157H70V156H72V155H70L68 158H71L72 159V163H74V162H80L81 161V163L83 162L84 164H83V169H80V170H83L82 171V173H81V171L79 172V173H81L80 175H78V176H76L75 174L76 173H78V172H76L75 174H73V176H74V178H76V179H70V178H72L71 176L72 175H70V177L69 178H67L66 176H65V174L62 172V170H61V168H59L58 166L60 165H58L57 166V162H56V159L57 158H54L53 159V156H55L56 155V152L53 150V147H54V145H57V144H54L53 142H51V143H53L54 145H52L51 143L49 144V143H47L46 141H45V138H43V135H46L47 137L48 136H51L50 135V130H51V128H49V129H46L45 128V126H44V124H42L43 126H44V128H42L43 126L41 125L40 127L43 129V130H41L40 129V127L38 126V128H39V130H41V132H40V134H39V136L37 135V134H35L36 133V131H35V135H37L38 137H40V139H33L34 138V136L35 135H32L33 133H31V135L33 136L32 138H29V140H28V142L26 141V143H24V140H22V141H14L15 143H13V141H12V143L13 144H11V143H9V140H10V138H8V139H6L7 141H5L2 145L0 144V264H122L121 263V261H122V258L124 259V256L126 257L125 258V260L127 259V258H129L130 260H131V258H133V257H131V256H128V250L134 245V242L135 241H133V242H131L133 239H135V238H132V237H130V239L128 238V239H126V234H127V232H128V229H125L126 228V226L125 225H123V224H125L124 223V220L126 219V217L125 216H123L122 217V215H121V213H123L122 212V210H124V209H126L127 210V207H129V199L131 198L130 197V195L131 194H133V195H131L132 196V198H133V196H135V198H141V197H138V196H140L141 194H142V192H143V190L146 188V187H148L149 189H150V185H152L153 184V182L154 181H151L152 182V184L151 183H148V180H145V179H147L146 177H148V175H150L149 177L151 178V176H155L156 174L158 175V172L156 173V174H151V173H155L156 171H161V172H159L160 174H162V173H164L165 171L167 172V170L168 169H171L170 168V166L173 164V162L178 158V156L180 155V154H182V153H185V152H183L184 150H183V147H182V145L184 144V143H186V144H189L190 142H192L190 139H192L191 138V136H192V134H191V131L193 132V130L195 129H198V130H202V127H204L205 126V123L208 121V119H207V117L205 118L204 117V114L203 113H199L200 115L201 114H203V118H195V112H200V111H202L203 112V110H207L206 111V113L207 112H209L210 111V113H208L212 118L213 117H215V116H212L213 115V108L211 109V105L213 106V104H214V109H218L220 112H221V114L224 112V114H222V119L224 118L225 120H223V122L222 123H224V122H227L226 124H228L229 122H231V120H232V122H234L233 121V119H231L232 118V113H230L229 115H228V113H225V105L229 102H227L226 100H224V101H226V102H224V101H217L216 100V96H221V95H223L224 93L226 94V96L225 97H229V95L233 98L231 101L234 103H236L234 106V108H232V110H231V112H239V111H244V110H246V108H247V106L249 105V99L248 98H250V97H248V95H250V93L251 92H253L254 91V93H256V91L259 93H257V95H259V96H261V94H262V92H264V85L262 86V84L261 83H263L264 84V82L262 81V78H261V76H260V74L258 73V68H256V67H254L253 65H246V64H242V62H238L237 63V65H235V66H237V68L235 67V70L233 71L232 70V72L230 73V77H231V80L230 81H232V85H231V82H230V84L227 86V81L226 82H224L225 84H224V86H225V89L227 90H229V92H228V94L226 93V91L224 90V86L222 85V87L220 86L221 85V81H218L221 77H219V76H217V77H214V78H209V77H201L198 81L199 82H197V80H195V78L194 77H196L195 76V74H196V71L194 72V71H192V69L191 68H185V71L184 72H182V70L180 71L179 70V66L178 67H176L175 68V66H174V62ZM177 61V60H176ZM179 61V60H178ZM178 61L176 62L177 64H178ZM257 61V60H256ZM31 62V61H30ZM45 63H43V62H41V64H47V62L46 61H44ZM62 63V64H65V63ZM89 62H91V61H89ZM98 62V61H97ZM109 61H107V63H108ZM130 62V61H129ZM162 62V61H161ZM164 62V61H163ZM71 63V62H70ZM84 63H86V62H84ZM88 63V62H87ZM92 63H89L88 65H92ZM99 63V62H98ZM98 63H96V67L95 68H98L97 66H99V65H97ZM106 63V62H105ZM118 63V62H117ZM121 62L120 63H118L119 65H120V67H118L119 65H117V67L118 68H124V67H128V69H129V67H130V69H133L132 71L131 70H128V71H131V72H133L135 69L134 68H131V66H130V64L129 63H127L128 65H126V64H122ZM124 63H126V62H124ZM132 63H133V61H132ZM138 63V64H139ZM143 63V62H142ZM142 63H141V65H142ZM150 63V66H152L151 65V62H149ZM149 63H148V61H147V65H149ZM165 63V62H164ZM170 63V64H169ZM174 63V64H173ZM180 63V62H179ZM245 63V62H244ZM27 64H31V63H27ZM39 64V63H38ZM72 64V63H71ZM93 64V65H94ZM100 64V63H99ZM116 64V63H115ZM138 64H136L137 66H138ZM144 64H146V63H144ZM143 64V65H144ZM152 64H154V62L152 63ZM172 64H173V66L174 67H172ZM252 64V63H251ZM14 65V67L16 66L15 64H13ZM13 65H11L12 67H13ZM32 65V64H31ZM40 65V64H39ZM87 65V64H86ZM107 65V64H106ZM105 65V66H106ZM140 65V66H141ZM142 65V66H143ZM180 65H181V63H180ZM200 65V64H199ZM258 65V64H257ZM38 66V65H37ZM45 66V65H44ZM44 66H42L41 65V68L42 69H44ZM48 66V65H47ZM47 66H45V67H47ZM60 66V65H59ZM68 66V65H67ZM95 66V65H94ZM101 66V65H100ZM104 66V64H103V66H101L104 70H106V75H105V72L104 71H102V75H103V73H104V75L105 76H108L107 78L105 77V79H106V82L104 81L105 79H103L102 81H100L101 80V78H100V80H98V79H96V76H95V80L97 81H100V82H102L103 83V81L105 82V83H108V84H110V85H108L107 86V88L110 86V89H111V82H113L112 80H114V79H111V78H113L112 77V74L113 75H115L114 74V71H116L118 68L115 66V69H114V67H112V66H114V65H111V67H112V69L111 70H109L110 69V65H109V67H105ZM122 66V67H121ZM142 66H141V68H142ZM145 66V65H144ZM157 67H158V65H156ZM159 66V67H160ZM182 66V65H181ZM202 66V65H201ZM201 66H200V68H198V69H201L200 71H201V73H202V69H203V67H204V64H203V66H202V68H201ZM25 67V66H24ZM28 67V66H27ZM36 67V66H35ZM39 67V66H38ZM71 67V66H70ZM74 67H75V65H74ZM74 67L72 68H69V67H67V68H69V69H74ZM79 67V66H78ZM86 67V66H85ZM84 67V65H83V68H85ZM88 67V66H87ZM89 67H91V66H89ZM100 67V68H101ZM126 67V68H127ZM133 67V66H132ZM167 67V66H166ZM189 67V66H188ZM197 67H199V66H197ZM60 68H62L61 69V72H64V67L62 66H60ZM92 68H94L93 66L91 67V70H93ZM126 68H124V70L123 71H125V69ZM136 68V67H135ZM139 68V67H138ZM144 68H142V69H144ZM150 69H151V67H149ZM234 68V67H233ZM7 69H8V67H7ZM6 69V70H7ZM9 69H12V68H9ZM16 68H14L13 69V71L15 70ZM40 69V68H39ZM48 69V68H47ZM59 69V68H58ZM57 69V70H58ZM78 69H80V68H78ZM88 69H90V68H88ZM88 69H86L85 68V70H88ZM120 69L117 71L118 73H121V72H119L120 71ZM140 69V68H139ZM144 69V70H145ZM149 69V70H150ZM197 69V70H198ZM49 70V69H48ZM63 70V71H62ZM65 70H66V68H65ZM77 69H74V71H76ZM95 70V69H94ZM102 70V69H101ZM114 70V71H113ZM122 70V69H121ZM151 70H153V72H154V68L152 67V69ZM249 70H251L252 71V73L249 71ZM8 72H9V70H7ZM36 71H38V68L36 69ZM35 71V72H36ZM39 71H42V70H39ZM47 71V70H46ZM71 71H73V70H71ZM70 71V72H71ZM84 71V70H83ZM89 72H90V70H88ZM88 71H86L87 72V74H88ZM99 71V70H98ZM136 71V70H135ZM133 72V73H131V74H135L136 72ZM140 71H141V69H140ZM167 71V72H166ZM11 72H12V70H11ZM34 72V73H35ZM43 72V71H42ZM59 72H60V69H59ZM60 72V73H61ZM67 72H68V70H67ZM66 71H65V73H67ZM70 72L69 73H67L68 74V76H69V74H70ZM92 72V71H91ZM90 72V74H91V76L89 77V79L91 78V79H93L92 77H93V73H91ZM100 73H101V71H99ZM98 72V73H99ZM117 72H115V73H117ZM127 72V71H126ZM126 72H122V73H126ZM137 72H139V71H137ZM143 72V71H142ZM145 72H143V76L145 77V75L144 74H146ZM166 72V73H165ZM217 72H218V70H217ZM37 74H39L38 72H36ZM35 73V74H36ZM58 73V72H57ZM76 72H73V74H75ZM78 73V72H77ZM82 73V72H81ZM96 75H97V72H94ZM130 73V72H129ZM194 73V74H193ZM251 73V74H250ZM40 74H42V73H40ZM62 74V73H61ZM72 74V75H73ZM79 74L80 73H78V76H79ZM84 74H86V73H84ZM128 74V73H127ZM139 75H141L140 73H138ZM138 74H137V76H138ZM146 74V75H147ZM165 74L167 75V76H169L168 78L165 76ZM199 74V73H198ZM47 75V74H46ZM50 75H51V73H50ZM53 75V74H52ZM51 75V76H52ZM120 75V74H119ZM123 74H121V76H122ZM136 75V74H135ZM134 75V76H135ZM147 75V76H148ZM192 75H194V76H192ZM35 76V75H34ZM38 76V75H37ZM36 76V77H37ZM41 76V75H40ZM49 76V75H48ZM54 76V75H53ZM57 76V75H56ZM61 76V75H60ZM60 76H58V78H56L57 80L58 79H60ZM71 76V75H70ZM74 76V75H73ZM111 76V77H110ZM117 74H116V79H118L117 78ZM120 76V78H122ZM125 77H126V75H124ZM136 76V77H137ZM143 76H141V77H138V78H142ZM146 76V77H147ZM200 76V75H199ZM205 76V75H204ZM214 76V75H213ZM229 76V74L228 75H226V77H225V79H227V77ZM62 77H63V74H62ZM61 77V78H62ZM87 77H88V75H87ZM149 77V76H148ZM45 78H46V76H45ZM52 77H50L49 79H51ZM55 78V77H54ZM54 78H52V79H54ZM65 78H68V77H66L65 75H64V78H62L63 80L65 79ZM108 78H110V79H108ZM150 78H148V81H150L149 79ZM151 78V79H152ZM33 79V78H32ZM40 79H41V77H40ZM49 79H47V81L49 80ZM55 79V81H57ZM61 79V80H62ZM108 79V80H107ZM131 79H133V77L131 78ZM207 79H209L208 80V82H207ZM224 79V80H225ZM246 79H248V81L249 82H251L252 84H253V86H251V85H249L248 83L249 82H247L246 81ZM13 80V79H12ZM11 80V81H12ZM37 80H39V76H38V79H36V81H34V82H36L37 83ZM111 82H110V81ZM121 80V79H120ZM124 80V79H123ZM126 80V79H125ZM124 80V81H125ZM128 80V79H127ZM143 80H147V78L146 79H144L143 78ZM229 80V79H228ZM41 81H42V79H41ZM41 81H40V84H43V83H41ZM50 81H53V80H49V85H48V82H47V85L48 86H50V85H53ZM128 81H130V80H128ZM128 81H126V82H128ZM138 81V80H137ZM135 82V84L137 83H140V79H139V81L138 82ZM148 81H146V82H148ZM10 82V81H9ZM13 82V81H12ZM43 82V81H42ZM60 81H58V83H59ZM120 82V81H119ZM123 82V81H122ZM122 82H120V85L117 83V84H115V86H120V89H119V87L117 88V87H115V88H117L116 90H118L119 89V91L120 90H122L123 91V89H121V87L123 86V88L125 87V86H127V88L126 89H130L131 90V88L135 85H133L132 86V83L130 84V83H124L125 85H121V83ZM131 82V81H130ZM223 82V81H222ZM4 83H6V82H4ZM15 83V82H14ZM13 83V84H14ZM51 83V84H50ZM54 84H57L56 82H53ZM114 83H116V81H114ZM143 83V82H142ZM142 83L140 84V88H141V85H142ZM152 82H150L149 84H150V86H153L154 84H151ZM250 83V84H251ZM7 85L6 86H9V85H11L12 83H6ZM29 84V83H28ZM32 84V83H31ZM39 84V83H38ZM123 84V83H122ZM144 84H145V82H144ZM142 85V86H145V85ZM147 84V83H146ZM156 84V85H157ZM4 85V84H3ZM30 85V84H29ZM47 85L45 86V87H47ZM60 85V84H59ZM103 85L104 84H102V85H99V87H101V88H103ZM159 85H157V86H159ZM6 86L3 88V89H7L6 88ZM28 86V85H27ZM130 86H132L131 88H130ZM137 86V85H136ZM136 86H134V88L136 87ZM149 86V85H148ZM149 86V87H150ZM226 86H227V88H226ZM12 87V86H11ZM30 87V86H29ZM38 87V86H37ZM42 86H40V88H41ZM43 87H44V85H43ZM55 87V86H54ZM53 87V88H54ZM62 87H63V84H62ZM105 87V89H107L106 88V86H104ZM205 87V88H204ZM9 88V87H8ZM57 88H58V86H57ZM63 88H65V87H63ZM62 88V89H63ZM67 88V87H66ZM65 88V89H66ZM112 88H113V86H112ZM124 88V89H125ZM139 88V89H140ZM145 88V87H144ZM148 88V87H147ZM153 88V87H152ZM248 88V89H247ZM3 89H2V91H3ZM30 88H28V90L27 91H30L29 90ZM39 88H37V90H38ZM47 89H49V91L48 90H46V88H45V90H46V92H42V91H39L40 93H37V94H41V95H45V93H48V92H50L51 90L53 91V93L55 92V90H53V89H51L50 90V88L48 87ZM56 89V88H55ZM109 89V90H110ZM114 89V88H113ZM8 90V89H7ZM41 90V89H40ZM57 90V89H56ZM61 90V87L60 88H58V91L59 92H61L60 91ZM69 89L67 88V91L66 92H69L68 91ZM89 90V89H88ZM108 90V89H107ZM115 90V91H116ZM132 90H134V89H132ZM161 90H163L162 92H161ZM63 91H65V90H63ZM62 91V92H63ZM102 91H103V89H102ZM112 91V90H111ZM110 91V92H111ZM118 91V92H119ZM145 91V90H144ZM143 91V92H144ZM1 92V91H0ZM6 92V91H5ZM7 92H9V90L7 91ZM44 93V94H42V93ZM61 92V94H63ZM64 93V94H67V93ZM100 91H98V93H99ZM106 92V91H105ZM146 92H148L147 91V89H146ZM155 92V91H154ZM12 93V92H11ZM13 93H14V91H13ZM18 93V92H17ZM21 93V92H20ZM19 93V94H20ZM25 96L27 95V96H29L28 94H29V92L28 93H24V91L22 92ZM107 93V92H106ZM133 93V92H132ZM150 93H148V94H150ZM253 93V94H254ZM10 94V93H9ZM23 94H21L22 96H23ZM51 95H53L52 93H50ZM49 93L47 94L48 96L50 95ZM57 94H59L58 92H57ZM70 94V93H69ZM69 94H68V96H69ZM101 94V93H100ZM104 93L102 92V95H103ZM147 94V96H149ZM153 94H155V93H153ZM4 95V94H3ZM6 95V94H5ZM13 95V94H12ZM15 95H16V93H15ZM20 95V96H21ZM32 95V94H31ZM46 95V96H47ZM86 95V94H85ZM106 95V94H105ZM110 95L108 94L107 96L108 97H110ZM131 95V94H130ZM252 95V94H251ZM264 95V94H263ZM0 96L1 97H4V96H2L1 95V93H0ZM7 96H9V95H7ZM21 96V97H22ZM38 97L40 96V95H37ZM37 96H35V99H36V97ZM42 96V97H43ZM54 96V95H53ZM56 96V95H55ZM65 96V95H64ZM100 95H98L97 96V98L99 97ZM133 96V95H132ZM10 100L9 101H7V99H6V103L8 104V103H10V101L12 102V100H14L15 98H14V96H13V98H12V96L10 95ZM41 97V96H40ZM40 97L38 98L39 100H43L44 98H42V99H40ZM58 97V96H57ZM56 97V98H57ZM108 97H104V98H108ZM146 97V96H145ZM145 97L144 98H142L143 100L145 99ZM159 97H161V96H159ZM263 97V96H262ZM5 98H7V97H5ZM19 98V97H18ZM32 98V96L30 97V99ZM34 98V97H33ZM32 98V99H33ZM48 99L50 98V96L49 97H47ZM55 98V100L57 101V99ZM60 98V97H59ZM88 98H90V97H88ZM96 98V97H95ZM163 98V97H162ZM261 98V97H260ZM260 98H259V100H260ZM2 99V98H1ZM17 99V98H16ZM20 99V98H19ZM19 99L18 100H15V101H19ZM23 99H24V96H23ZM43 100V101H40V102H37V101H35V102H32V100H31V102L33 103V104H42V105H44V107L43 106H41L40 108H38V109H41V108H51V107H54V106H52L53 105V102H54V104H55V102L56 101H53L52 102V104H51V101L50 100ZM52 100H53V98H51ZM67 99V98H66ZM140 100V101H143V100ZM222 99V98H221ZM5 100V99H4ZM21 100V99H20ZM37 100V99H36ZM59 100H61V98L59 99ZM62 100H65L64 98L62 99ZM60 101L59 103L60 104H62L61 102H64V101ZM146 100V99H145ZM262 100V99H261ZM260 100V101H261ZM264 100V99H263ZM2 101V100H1ZM0 101V102H1ZM14 101V102H15ZM22 102H23V100H21ZM25 101V100H24ZM30 100H28V102H29ZM34 101V100H33ZM109 101V100H108ZM3 102H5V101H3ZM13 102V103H14ZM21 102V103H22ZM30 102V103H31ZM110 102V101H109ZM231 102V103H232ZM2 103V102H1ZM20 103V102H19ZM30 103H29V106H30ZM99 103V102H98ZM97 103V104H98ZM251 103V102H250ZM11 104V103H10ZM10 104H8V105H10ZM18 104V103H17ZM24 104H26L25 102H24ZM60 104H59V106H60ZM65 104V105H64ZM63 104V106H66V101H65V103ZM68 104V103H67ZM88 103H86V106H87V108H89L91 105H87ZM101 104V103H100ZM208 104V105H207ZM3 105H4V103H3ZM23 105V104H22ZM56 105H57V103H56ZM55 105V106H56ZM96 105V104H95ZM5 106V105H4ZM7 106V105H6ZM15 106V105H14ZM23 106H25V105H23ZM32 106H34V105H32ZM37 106V105H36ZM35 106V107H36ZM58 105H57V108L59 109L60 107H59ZM63 106H61V107H63ZM68 106H69V104H68ZM89 106V107H88ZM252 106V105H251ZM3 107V106H2ZM9 107V106H8ZM13 107V106H12ZM12 107H10V108H12ZM16 107V106H15ZM39 107V106H38ZM67 107V106H66ZM84 107H85V105H84ZM83 107V108H84ZM205 107H207V108H205ZM253 107V106H252ZM65 108V107H64ZM64 108H62L63 110H64ZM92 108V107H91ZM99 108V107H98ZM100 108V109H101ZM205 108V109H204ZM236 108L238 109V111H236ZM249 108V107H248ZM7 109V108H6ZM34 109V108H33ZM36 109V108H35ZM35 109H34V111L33 112H36L35 111ZM52 109H55V108H52ZM52 109H50V110H52ZM80 109V108H79ZM250 109V108H249ZM43 110V109H42ZM42 110H40L41 111V113H43V111ZM56 110V109H55ZM65 110H66V108H65ZM89 110V109H88ZM97 110V109H96ZM95 110V111H96ZM99 110V109H98ZM27 111V110H26ZM59 111H61V109H59ZM212 111V112H211ZM215 111V110H214ZM250 111V110H249ZM4 112V111H3ZM14 112V111H13ZM25 112V111H24ZM33 112H31V113H33ZM38 112V111H37ZM36 112V113H37ZM48 112H52V111H47V114L49 115V113ZM194 112V113H193ZM215 112H217V111H215ZM219 112V113H220ZM16 113V112H15ZM29 113V112H28ZM27 113V114H28ZM31 113H29L28 115L30 116L31 115ZM36 113H33V115L34 114H36ZM40 112H38L37 114H39ZM57 113H58V110H57ZM60 113H62V112H60ZM64 114H65V116H66V114L68 113H65V112H63ZM240 113V112H239ZM239 113L237 114V115H239ZM14 114V113H13ZM17 114V113H16ZM26 114V113H25ZM24 113H23V115H25ZM129 114V116H128V118H130L131 120H129L127 117H126V120L127 121H130V122H134V124L136 125L134 128L132 127V126H134V124L131 126L132 128H130L129 127V125L131 124L130 122H126V123H130L129 125H127L128 126V128H130V129H133V131H131L130 129V131L128 130V128H127V131H129V132H131L130 134H131V136H129V134L128 135H126L125 133H121V132H123V130L120 132L117 128L119 127H116V130H118L119 132H120V134H118V135H116L115 133H117V132H115L116 130H114V131H112V128L110 127V126H112V125H110L111 124V122L109 121V116L111 115V117H116V116H118V117H121V116H123V115H128ZM197 114V113H196ZM208 114L206 115V116H208ZM215 114H217V113H215ZM9 115V114H8ZM22 115V114H21ZM27 115V116H28ZM32 115V116H33ZM42 115V114H41ZM45 115H46V113H45ZM44 115V113H43V116H45ZM47 115V116H48ZM52 115V114H51ZM54 115V114H53ZM55 115H56V113H55ZM55 115L54 116H51L52 118H54L55 117ZM59 115V114H58ZM58 115H57V117H58ZM82 115V114H81ZM120 115V116H119ZM5 116V115H4ZM32 116H31V118H32ZM43 116H42V119H43ZM46 116V117H47ZM50 116V115H49ZM64 116V115H63ZM67 116H68V114H67ZM83 116V115H82ZM234 116H235V114H234ZM243 116V115H242ZM1 117H3V115L1 116ZM10 117V116H9ZM8 117V118H9ZM23 116H21V118H22ZM37 117V119L39 120V121H41L40 120V115L39 116H36ZM45 117V118H46ZM50 117V118H51ZM62 118V116H59V118ZM91 117V116H90ZM95 117V116H94ZM110 117V118H111ZM115 117H114V119H115ZM117 117V118H118ZM124 117V116H123ZM123 117H121L122 119H123ZM160 118V121L158 122L157 120H155V118ZM196 117H197V115H196ZM198 117H199V115H198ZM209 117V116H208ZM211 117H209L210 119H211ZM220 117V116H219ZM237 117V116H236ZM6 118V117H5ZM11 118V117H10ZM9 118V119H10ZM28 119H29V117H27ZM26 118V119H27ZM30 118V119H31ZM58 118V119H59ZM66 118V117H65ZM101 118H102V120H101ZM216 119H217V116L215 117ZM235 118V117H234ZM14 119V118H13ZM20 119V118H19ZM23 119H24V117H23ZM27 119V120H28ZM48 119H49V117H48ZM48 119H46V120H48ZM64 119V118H63ZM68 119H69V117L66 119L67 121H68ZM112 119V118H111ZM120 119V118H119ZM125 119V118H124ZM221 118H219V120H220ZM221 119V120H222ZM237 119V118H236ZM235 119V120H236ZM240 119V118H239ZM5 120V119H4ZM3 120V121H4ZM15 120V119H14ZM13 120V121H14ZM16 120H17V117H16ZM22 120V119H21ZM32 120H33V118H32ZM35 120V119H34ZM33 120V121H34ZM44 120V119H43ZM50 120V122H51V119H49ZM48 120V121H49ZM53 120H55V119H53ZM52 120V121H53ZM60 120V119H59ZM63 121L64 123H63V125H65V124H67V121ZM125 120V121H126ZM218 120V119H217ZM216 120V121H217ZM218 120V121H219ZM12 121V120H11ZM12 121V122H13ZM33 121H31V122H33ZM39 121H37V123L35 122V124H38V122ZM45 121V120H44ZM62 121H60V123H57V121H56V123L57 124H62L61 122ZM114 121V120H113ZM112 121V122H113ZM117 121V123H119V121L117 120V119H115V122ZM124 121V120H123ZM122 121V122H123ZM124 121V122H125ZM157 121V122H156ZM213 121H214V119H213ZM27 122V121H26ZM30 122V121H29ZM66 122V123H65ZM79 122H80V120H79ZM78 122V123H79ZM114 122V123H115ZM121 122V121H120ZM121 122V123H122ZM209 123H212L210 120L208 121ZM4 123V125H7V124H5V123H8L7 122V120L5 121V122H3ZM23 123H24V120H23ZM22 123V121H21V124H23ZM39 123H42V122H39ZM55 123V122H54ZM53 123V124H54ZM86 123H88V122H86ZM113 123V124H114ZM120 123V124H121ZM126 123H124V124H126ZM24 124H26V123H24ZM32 124V123H31ZM34 124V123H33ZM33 124H32V126H33ZM48 124H51V123H49L48 122ZM71 124H73V123H68L67 124V126H70ZM90 124V123H89ZM95 124V125H96ZM116 124V123H115ZM207 124V123H206ZM9 125V124H8ZM10 125H11V123H10ZM28 125V124H27ZM45 125H46V127L48 128V126L49 125H47L46 123H45ZM54 125H56V124H54ZM73 125H75V123L73 124ZM91 125V124H90ZM116 125H119V124H116ZM115 125V126H116ZM123 125V124H122ZM209 125V124H208ZM225 125V124H224ZM16 126V125H15ZM24 126V125H23ZM30 126V125H29ZM35 126V125H34ZM33 126V127H34ZM59 126V125H58ZM67 126L65 127L66 129H67ZM76 126H78V124H76L75 125V128H76ZM93 126V128H95L96 126H94V124L92 125ZM114 126V125H113ZM112 126V127H113ZM165 126V127H164ZM6 127V126H5ZM8 127V126H7ZM14 127V126H13ZM19 127V126H18ZM24 127H26V126H24ZM28 127V126H27ZM50 127V126H49ZM51 127H53V126H51ZM60 127H63L62 125L60 126ZM59 127V128H60ZM90 127V126H89ZM89 127H86L87 129L89 128ZM209 127V126H208ZM211 127V126H210ZM212 127H214V125L212 126ZM215 127H218L217 125H215ZM214 127V129H216ZM221 127V126H220ZM224 127V126H223ZM261 127V126H260ZM23 128V127H22ZM35 128V127H34ZM55 128V127H54ZM64 128V129H65ZM75 128H74V126H73V130H75ZM79 127H77V129H78ZM97 128V127H96ZM115 127H113V129H114ZM121 128V127H120ZM122 128L124 129V127L122 126ZM121 128V129H122ZM125 128V129H126ZM205 128V127H204ZM6 129H9V128H6ZM6 129H5V131H6ZM16 129H18V128H16ZM29 129V128H28ZM28 129H26V130H28ZM30 129H31V127H30ZM30 129H29V131H30ZM37 129V128H36ZM69 129V128H68ZM76 129V130H77ZM82 129V128H81ZM80 128H79V130H81ZM85 129V128H84ZM84 129H83V131H84ZM86 129V130H87ZM223 129V128H222ZM234 129V128H233ZM263 129V128H262ZM19 130V129H18ZM21 130H23V129H21ZM25 130V129H24ZM23 130V131H24ZM33 130L31 129V132H33ZM57 130V129H56ZM70 131L72 130V126H71V128L69 129ZM68 130V131H69ZM71 131V132H73V133H71L72 135L74 134V133H76L77 135H75V137L72 139L71 137V139L73 140V141H75V139H76V141H78L79 140V138L78 137H81V140H83L82 142L84 143L85 142V140H86V137H91V136H89L91 133H90V131L88 130V131H86L85 133L84 132H81L82 134H80V131H79V134L81 135H79L78 136V132L76 131ZM95 130V129H94ZM93 130V131H94ZM97 130V129H96ZM195 130H194V132H195ZM3 132V133H6V132ZM12 131H15V133H16V130H15V128H13L12 129ZM11 130H10V132L9 133H11L12 132ZM37 131H38V129H37ZM52 131V130H51ZM55 130H53L52 131V133H55L54 132ZM62 131H63V129H62ZM61 131V132H62ZM65 131V130H64ZM67 131V132H68ZM92 131V130H91ZM100 131V132H99ZM126 130H124V132H126V133H129V132H127ZM208 131V130H207ZM221 129L220 128H218L217 130H216V132H215V134H213V135H210V138H209V135H208V133H207V135L208 136H206V134H205V136L207 137V138H205V136H204V140H202L201 141V143L204 145V147L203 148H205V150H208V148H212L211 146H213V147H215V145H218V144H221V142H222V136L220 135L221 134ZM258 131V130H257ZM263 131V130H262ZM22 132V131H21ZM24 132H26V131H24ZM28 132V131H27ZM26 132V133H27ZM56 132H58V131H56ZM60 132V131H59ZM59 132H58V134H59ZM66 132V131H65ZM65 132H64V134H65ZM115 132V133H114ZM118 132V133H119ZM193 132V133H194ZM199 132V131H198ZM197 132V133H198ZM203 132V131H202ZM232 132V131H231ZM13 133V132H12ZM23 133V132H22ZM22 133H21V135H22ZM30 132H28V135L27 136H25L24 134V136L26 137V139L28 138V137H31L30 136V134H29ZM38 133V132H37ZM69 133V132H68ZM223 133V132H222ZM1 134V133H0ZM61 134V133H60ZM63 134V133H62ZM63 134V136H66V135H64ZM210 134H212V132H210ZM239 134V133H238ZM6 135H8V134H6ZM13 135V134H12ZM70 135V134H69ZM194 135V134H193ZM232 135H233V133H232ZM236 136H234V137H229V135H228V137H229V140H231L230 142H232V143H234V145L235 144H237V145H239L242 141L240 140L241 138H240V136L242 135H240V136H238L237 134H235ZM254 135H256V134H254ZM259 135V134H258ZM5 136V135H4ZM10 136V135H9ZM46 136H44V137H46ZM54 136V135H53ZM53 136H51V137H53ZM71 136V135H70ZM76 136H78V137H76ZM196 136V135H195ZM201 136V135H200ZM203 136V135H202ZM212 136V137H211ZM239 138H238V137ZM260 136V135H259ZM263 136V135H262ZM261 136V137H262ZM13 137V136H12ZM36 137V136H35ZM50 137V138H51ZM57 137H59V136H57ZM60 137H61V135H60ZM224 137V136H223ZM227 137V138H228ZM256 137V136H255ZM4 138V137H3ZM2 138V139H3ZM24 138V137H23ZM54 138V137H53ZM53 138H51V139H53ZM56 138V137H55ZM54 138V139H55ZM66 138V137H65ZM196 138V137H195ZM200 138H202L203 139V137H199V139ZM225 138H226V136H225ZM260 138V137H259ZM49 139V138H48ZM47 139V140H48ZM54 139H53V141H54ZM58 139V138H57ZM63 139H64V137H63ZM70 139V141L69 142H71L72 140ZM87 139H89V138H87ZM14 140V139H13ZM62 140V139H61ZM69 140V139H68ZM193 140V139H192ZM242 140H243V138H242ZM245 140V139H244ZM247 140V139H246ZM249 140V139H248ZM247 140V141H248ZM55 141L57 142V140L55 139ZM54 141V142H55ZM59 141V140H58ZM65 141V140H64ZM63 141V142H64ZM72 141V142H73ZM3 142V141H2ZM66 142H68V141H66ZM71 142V143H72ZM229 142V143H230ZM246 142V141H245ZM1 143V142H0ZM61 143V142H60ZM60 143H58V144H60ZM70 143V144H71ZM82 143V144H83ZM223 143V142H222ZM229 143H226V144H229ZM231 143V144H232ZM251 143V142H250ZM65 144V142L64 143H62V145H64ZM66 144H69V143H66ZM69 144V146L71 147V145L73 144H71L70 145ZM74 144H75V142H74ZM73 144V147L75 146ZM79 144H81V143H79ZM81 144V145H82ZM86 144V143H85ZM110 144H114V145H117L116 147H125V146H128V148H131V150L129 149V150H127L126 149V152H124L123 154H125V156H126V153H127V151L130 153V151L132 152V148L134 149L135 148V150L134 151H136L137 153H136V155H138L137 157H140L141 158V163L137 166V170L139 171L138 173H139V178H138V180H137V182L135 183V181H133L134 182V184L133 185H131V183L130 184H128V185H130V188H127V189H129L130 190V192H128L130 195H127V197H126V195H125V198H126V200L124 201H122V198H121V201H119L122 205H123V202H124V208H122L123 206H121V204L119 205L120 206V208L118 207V205L117 206H115V208H113V206L115 205V204H113V206H112V209H111V207L108 209V208H106V207H104L105 205V197H104V193H107V192H112V190H111V188H113V192L112 193H114V186H116V185H114V182H115V180H114V182H111L110 183V181L109 182H107V180L106 181H104V179H101V177L103 176L102 174H101V172H100V175H99V172L96 170V167L98 166V160L99 159H101L100 158V155L101 154H103V153H101V152H103V150L105 149V151H107L108 152V150H106V148H108V147H106L107 145H110ZM192 144V143H191ZM255 144V143H254ZM84 145V144H83ZM185 145V144H184ZM202 145V146H203ZM222 145V144H221ZM220 145V146H221ZM241 145H242V143H241ZM244 145H245V143H244ZM247 145V144H246ZM253 145V144H252ZM64 146H66V145H64ZM64 146H57V147H64ZM80 146V145H79ZM111 146V145H110ZM113 146V145H112ZM132 146V147H131ZM189 145H187V147H188ZM219 146V147H220ZM227 146V145H226ZM228 146H230V144L228 145ZM240 146V145H239ZM238 146V147H239ZM57 147H55V148H57ZM83 147V146H82ZM118 147V148H119ZM231 147V146H230ZM249 147H250V145H249ZM65 148H67V147H65ZM65 148H60V150H62V149H65ZM72 148V147H71ZM75 148V147H74ZM83 148H85V147H83ZM109 148H111V147H109ZM108 148V149H109ZM113 148V147H112ZM125 148H127V147H125ZM224 148V147H223ZM223 148H222V150H223ZM226 148V147H225ZM224 148V149H225ZM229 148V147H228ZM59 149V148H58ZM70 148H68V150H69ZM146 149H148V150H146ZM189 149H191L190 147H189ZM214 149V148H213ZM231 149V148H230ZM66 150V149H65ZM71 150H73V149H70V151ZM89 150V149H88ZM115 150V149H114ZM116 150H118V149H116ZM120 150V149H119ZM118 150V151H119ZM122 150H125V149H123L122 148ZM221 150V149H220ZM222 150H221V152H222ZM226 150H228V149H226ZM53 151L55 152V153H53ZM63 151V150H62ZM92 151H91V153H92ZM104 151V152H105ZM109 151H111L110 149H109ZM112 151H113V149H112ZM118 151H115L116 153H119ZM121 151V150H120ZM147 151V152H146ZM250 151V150H249ZM260 151V150H259ZM69 152V151H68ZM68 152H66L67 153V155H68ZM71 152V153H72ZM77 152V153H78ZM107 152L105 153V154H107ZM114 152V153H115ZM215 152V151H214ZM251 152V151H250ZM249 152V153H250ZM59 153V152H58ZM63 153V152H62ZM66 153H63V155L64 154H66ZM70 153V152H69ZM70 153V154H71ZM121 153V152H120ZM129 153H127L128 155H129ZM207 153V152H206ZM60 154V153H59ZM122 154V155H123ZM131 155H133L132 153H130ZM210 154V153H209ZM244 154V153H243ZM61 155V154H60ZM108 155H110V152H108ZM107 155V156H108ZM112 155H114V154H112L111 153V155L110 156H112ZM116 155V154H115ZM114 155V156H115ZM121 155V156H122ZM134 155H135V152H134ZM239 155V154H238ZM89 156H93V154L91 155L90 153H89ZM116 156H118L119 157V155H116ZM120 156V157H121ZM165 156H166V158H165ZM205 156V155H204ZM240 156V155H239ZM244 156V155H243ZM64 158H66L65 156H63ZM63 157H61L60 159H57V160H61ZM101 157H103V156H101ZM122 157H124V156H122ZM128 157V156H127ZM126 157V158H127ZM132 157V156H131ZM135 157V156H134ZM242 157V156H241ZM106 158V157H105ZM125 158V157H124ZM125 158V159H126ZM165 158V159H164ZM184 158V157H183ZM183 158H181V159H183ZM239 158V157H238ZM164 159V160H163ZM191 159V158H190ZM195 159V158H194ZM198 159V158H197ZM67 160V159H66ZM89 160V161H88ZM103 160V159H102ZM102 160H101V162H102ZM128 158H127V162H128ZM137 160H139V158L137 159ZM136 160V161H137ZM259 160H262V159H259ZM62 161V160H61ZM68 161H70V160H68ZM100 161V160H99ZM105 161V160H104ZM136 161H132V162H136ZM180 161V160H179ZM186 161H187V159H186ZM188 161H189V159H188ZM192 161H193V159H192ZM197 161V160H196ZM264 161V160H263ZM62 162H64V161H62ZM86 162H87V164H86ZM100 162V163H101ZM129 162H131L130 160H129ZM128 162V165H130V163ZM131 162V163H132ZM156 162H160L158 165L156 164ZM183 162V161H182ZM258 162V161H257ZM260 162V161H259ZM258 162V163H259ZM60 163V162H59ZM65 163H66V161H65ZM138 163H139V161H138ZM137 163V164H138ZM257 163V164H258ZM63 164V163H62ZM62 164H61V166H62ZM104 164V163H103ZM229 164V163H228ZM263 164V163H262ZM66 165V164H65ZM64 165V166H65ZM71 165V164H70ZM69 165V166H70ZM78 165L80 166V164L78 163ZM82 165V164H81ZM102 165V164H101ZM100 165V166H101ZM106 165V164H105ZM189 165V164H188ZM253 165V164H252ZM264 165V164H263ZM76 166V168L77 167H79V166H77V165H75ZM109 166V165H108ZM107 166V167H108ZM131 166V165H130ZM133 166H136V164L134 165L133 164ZM177 166H179L180 167V165L178 164ZM230 166V165H229ZM63 167V166H62ZM73 167H74V165H73ZM99 167V166H98ZM106 167V168H107ZM128 167V166H127ZM185 166H183V168H184ZM196 167V166H195ZM262 167V165L259 167V168H261ZM64 168H66V169H68L69 167L67 166H65ZM63 168V171L65 170ZM174 168V167H173ZM172 168V169H173ZM182 168V167H181ZM182 168V169H183ZM187 168V167H186ZM228 168V167H227ZM230 168V167H229ZM228 168V169H229ZM69 169H72V165H71V168H69ZM68 169V170H69ZM100 169V168H99ZM101 169H103V167L101 168ZM109 169V168H108ZM126 169V168H125ZM128 169H130V168H127L125 171H127ZM131 169H132V167H131ZM130 169V170H131ZM185 169V168H184ZM190 169H192V168H190ZM258 169V168H257ZM256 169V170H257ZM104 170H105V168H104ZM180 169L179 168H176L175 170H174V172H176V171H179ZM187 170H189V169H187ZM253 170L255 171V169H254V167H253ZM72 171V170H71ZM70 170H69V172H71ZM74 171L75 170H73L72 172L74 173ZM77 171H78V169H77ZM125 171L124 172H122V173H125ZM170 170H168V172H169ZM171 171H173V170H171ZM190 171V170H189ZM252 171V170H251ZM250 171V172H251ZM253 171V173H255ZM261 171H264V170H261ZM64 172H68L67 170L66 171H64ZM71 172V173H72ZM117 172V171H116ZM115 172V173H116ZM131 172V171H130ZM183 172V171H182ZM185 172H187V171H185ZM184 172V173H185ZM108 173H110V171L108 172ZM118 173V172H117ZM128 173V174H127ZM190 173V172H189ZM67 174V173H66ZM68 174H70V173H68ZM111 174V173H110ZM159 174V175H160ZM179 174V173H178ZM262 174H263V172H262ZM262 174H260V175H262ZM102 175V176H101ZM104 175H105V173H104ZM112 175V174H111ZM115 175V174H114ZM126 175H129V170L126 172ZM153 176L154 178H152V180H158V179H156V178H158L159 177V180H161L160 178V176ZM163 175H165V174H163ZM163 175H161L162 177H163ZM167 175L168 174H166L165 175V177H164V179L163 180H165V179H167ZM182 176H183V174H181ZM247 175V174H246ZM249 175V174H248ZM259 175V174H258ZM68 176V175H67ZM130 176V175H129ZM243 176V175H242ZM255 176V175H254ZM253 175H252V178L254 177ZM103 177H105V176H103ZM127 177V176H126ZM148 177V178H149ZM247 177V176H246ZM149 178V181L151 180ZM179 178H180V176H179ZM189 178V177H188ZM251 178V177H250ZM182 179V178H181ZM237 179V178H236ZM242 179V178H241ZM102 180L104 181V183L102 182ZM128 180H130V179H128ZM190 180V179H189ZM196 180H198V179H196ZM131 181V180H130ZM155 181V182H156ZM167 181V180H166ZM178 181V180H177ZM200 181V180H199ZM232 181V180H231ZM245 181V180H244ZM243 181V182H244ZM246 181H247V179H246ZM249 181V180H248ZM251 181V180H250ZM262 181V180H261ZM108 184H107V183ZM155 182H154V187L153 186H151V187H153V192H155L156 190H154V188H155ZM161 182V181H160ZM181 182V181H180ZM183 182H185V180H183ZM252 182V181H251ZM256 182V181H255ZM127 183H128V181H127ZM126 183V184H127ZM162 183V182H161ZM188 183V182H187ZM190 183V182H189ZM109 184H111L113 187H111V185H109ZM116 184V183H115ZM125 184V183H124ZM150 184V185H149ZM164 184V183H163ZM166 184V183H165ZM197 184V183H196ZM239 184V183H238ZM241 184V183H240ZM162 185V184H161ZM185 185H187L186 183H185ZM200 185H201V183H200ZM257 185H259V183L257 184ZM256 185V186H257ZM260 185H261V183H260ZM157 182H156V188L155 189H157ZM159 186H160V183H159ZM214 186H216V185H214ZM221 186V185H220ZM220 186H218V188L220 187ZM223 186V185H222ZM255 186V187H256ZM263 186V185H262ZM111 187V188H110ZM117 187H119V186H117ZM116 187V188H117ZM123 187H125V186H123ZM127 187H129V186H127ZM163 187V186H162ZM201 187V186H200ZM205 187V186H204ZM237 187V186H236ZM243 187V186H242ZM254 187V188H255ZM258 187V186H257ZM256 187V188H257ZM161 188V187H160ZM160 188H159V190H160ZM221 188V187H220ZM226 188V187H225ZM229 188V187H228ZM233 188V187H232ZM249 188V187H248ZM251 188V187H250ZM256 188L254 189V191L256 190ZM258 188H260V187H258ZM257 188V189H258ZM119 189H122V188H119ZM119 189H117L118 191H119ZM126 189V188H125ZM180 189V188H179ZM185 189V188H184ZM183 189V190H184ZM199 189V188H198ZM200 189H202V188H200ZM199 189V191H198V193L197 194H199L200 195V190ZM206 189V188H205ZM204 189V190H205ZM231 189V188H230ZM264 189V188H263ZM116 190V189H115ZM123 190H124V188H123ZM146 190H148V189H146ZM190 190V189H189ZM194 191H195V188L193 189ZM207 190V189H206ZM213 190V189H212ZM216 190V189H215ZM218 190V189H217ZM221 190H222V188H221ZM226 190V189H225ZM228 190V189H227ZM236 190H238V189H236ZM125 191V190H124ZM128 191V190H127ZM150 191H151V189H150ZM163 191H164V189H163ZM176 191V190H175ZM182 191V190H181ZM188 191V190H187ZM242 191V190H241ZM246 191V190H245ZM248 191V190H247ZM250 191V190H249ZM253 191V190H252ZM258 191V190H257ZM256 191V192H257ZM68 192H70V194L69 195H65L64 193H68ZM116 192V191H115ZM119 192H121V191H119ZM144 192L147 194V191H145L144 190ZM143 192V194H145ZM158 192V191H157ZM160 192V191H159ZM196 192H197V190H196ZM202 193H203V191H201ZM219 192V191H218ZM217 192V193H218ZM111 193V194H112ZM117 193V192H116ZM151 193V192H150ZM149 193V190H148V195L150 194ZM156 193V192H155ZM162 193V192H161ZM189 193V192H188ZM207 193V192H206ZM221 193V192H220ZM226 193V192H225ZM229 193V192H228ZM247 193V192H246ZM252 193V192H251ZM259 193H260V191H259ZM258 193V194H259ZM264 193V192H263ZM44 194L46 195V197L44 196ZM57 195V196H61V195H65V196H68L69 198H65V199H62V201L59 203V202H57L56 200L58 199L57 197H56V199H55V196L54 195ZM142 194V195H143ZM146 194H145V196H146ZM152 194H154V193H152ZM183 194V193H182ZM187 194V193H186ZM190 195L192 194V193H189ZM204 194V193H203ZM244 194V193H243ZM255 194H257V193H255ZM254 194V195H255ZM262 194V193H261ZM53 195V196H52ZM114 195H115V193H114ZM113 195V196H114ZM121 195V194H120ZM147 195V196H148ZM151 195V194H150ZM156 195H158V194H155V196ZM181 195V194H180ZM193 195V194H192ZM202 195V194H201ZM200 195V196H201ZM205 195V194H204ZM211 195H213L212 193H211ZM214 195H217V194H214ZM219 195V194H218ZM225 195V194H224ZM223 195V196H224ZM124 196V195H123ZM144 196V195H143ZM154 196V195H153ZM184 196V195H183ZM194 196V195H193ZM210 196V195H209ZM220 196V195H219ZM229 196V195H228ZM245 196V195H244ZM243 196V197H244ZM249 196V195H248ZM259 196H260V194H259ZM45 197V198H44ZM52 197H54V198H52ZM130 197V198H129ZM150 197V196H149ZM152 197V196H151ZM181 197V196H180ZM190 197V196H189ZM192 197V196H191ZM202 197H203V195H202ZM201 197V198H202ZM204 197H206V196H204ZM254 197V196H253ZM264 197V196H263ZM148 198V197H147ZM164 198V197H163ZM193 198V197H192ZM211 198V197H210ZM229 198V197H228ZM232 198V197H231ZM247 198V197H246ZM262 198V197H261ZM260 198V199H261ZM116 199V198H115ZM142 199H143V197H142ZM150 199V198H149ZM155 199V198H154ZM153 199V200H154ZM174 199V198H173ZM177 199H178V197H177ZM182 199V197L180 198V200ZM186 199V198H185ZM190 199V198H189ZM189 199H188V203H189V206L193 203L195 206L194 207H196L198 204L200 205L201 203H202V200L201 199H199L201 202H199L198 204H197V202H196V204L194 203L195 202V200L196 201H199L197 198H193L192 200H194V201H192L191 199V204H190V202H189ZM204 199V198H203ZM209 199V198H208ZM241 199V198H240ZM254 199H256V198H254ZM58 200H61V198H59ZM117 200H119V199H117ZM117 200H116V202H117ZM133 200V199H132ZM134 200H136V199H134ZM133 200V201H134ZM140 201V199H137L136 200V203H138L137 201ZM153 200H150L151 202L150 203H152V201ZM156 201L158 200V197L156 196V199H155ZM164 200V199H163ZM162 200V201H163ZM166 200H167V198H166ZM179 200V201H180ZM214 200V199H213ZM219 200V199H218ZM55 201L58 203V206H56L57 205V203L55 204ZM155 201V202H156ZM173 201V200H172ZM174 201H175V199H174ZM182 201V200H181ZM180 201V202H181ZM185 201V200H184ZM206 201V200H205ZM204 201V202H205ZM209 201V200H208ZM212 201V200H211ZM223 201V200H222ZM258 201H260L259 199H258ZM264 201V200H263ZM165 202V201H164ZM168 202V201H167ZM178 202V201H177ZM176 202V203H177ZM255 202H257L256 200H255ZM114 203V202H113ZM163 203V202H162ZM174 203V202H173ZM175 203V204H176ZM181 203H184L183 201L181 202ZM231 203V202H230ZM253 203V202H252ZM260 203H261V207H262V203L264 204V202H262V201H260ZM153 204V203H152ZM180 204V203H179ZM178 204V205H179ZM193 204L190 206V208L193 206ZM241 204V203H240ZM239 204V205H240ZM204 205V204H203ZM214 205V204H213ZM106 206H108V205H106ZM182 206V205H181ZM200 206H202V205H200ZM207 206V205H206ZM116 207L119 209H116ZM131 207V206H130ZM129 207V208H130ZM133 207V206H132ZM159 207V206H158ZM164 207V206H163ZM186 207H187V205H186ZM211 207V206H210ZM215 207V206H214ZM220 207V203H219V206H218V208ZM248 207V206H247ZM160 208V207H159ZM187 208H189V207H187ZM189 208V209H190ZM197 208V207H196ZM195 208V209H196ZM249 208V207H248ZM161 209V208H160ZM235 209H237V208H235ZM192 210H193V208H192ZM219 210V209H218ZM220 210H222V209H220ZM264 210V209H263ZM262 210V211H263ZM60 211L62 212H64V215L63 216H58V215H60L59 213H60ZM191 211V210H190ZM235 211H237V210H235ZM256 211L258 212V210L256 209ZM137 212V211H136ZM261 212V211H260ZM259 212V213H260ZM142 213V212H141ZM140 213V214H141ZM161 213V212H160ZM235 213V212H234ZM233 213V214H234ZM258 213V214H259ZM134 214V213H133ZM138 215L140 218H141V216L142 215ZM253 214V213H252ZM252 214H251V216H252ZM62 215V214H61ZM71 215V216H70ZM73 215V216H72ZM121 216V218H119L118 217V219L119 220H117V222H116V220H115V218L117 217V216ZM124 215V214H123ZM134 215H136V218L138 217L137 216V214H134ZM134 215L133 216H130L129 218H128V223H131V221H133L135 218H134ZM164 215H165V213H164ZM242 215V214H241ZM234 216H236V215H234ZM244 216V215H243ZM248 216V215H247ZM246 216V217H247ZM238 217V215L236 216V218ZM239 217H241V216H239ZM238 217V218H239ZM261 217V216H260ZM134 218V219H133ZM150 218V217H149ZM235 218V219H236ZM238 218H237V220H238ZM142 219V218H141ZM151 219V218H150ZM249 219V218H248ZM135 220H140V219H135ZM151 220H153V219H151ZM159 220V219H158ZM244 220V219H243ZM161 221V220H160ZM218 221V220H217ZM241 221H242V219H241ZM247 221V220H246ZM249 221V220H248ZM261 221V220H260ZM262 221H263V218H262ZM106 222V223H105ZM146 222V221H145ZM144 222V223H145ZM135 222H133V224H134ZM147 223V222H146ZM149 223V222H148ZM240 223V222H239ZM246 223V222H245ZM249 223V222H248ZM260 223V222H259ZM162 224V223H161ZM242 224V223H241ZM247 224V223H246ZM257 224V223H256ZM255 224V225H256ZM143 225V224H142ZM261 225V224H260ZM136 226V225H135ZM134 226V227H135ZM227 226V225H226ZM132 227H133V225H132ZM133 227V228H134ZM137 227V226H136ZM141 227V226H140ZM183 227V226H182ZM118 228V229H117ZM252 228V227H251ZM256 228V227H255ZM119 229H120V232H121V230H122V233H121V235H119ZM130 229V228H129ZM143 229V228H142ZM163 229H165V228H163ZM163 229H162V231H163ZM183 229V228H182ZM256 229H258V228H256ZM264 230V229H263ZM262 230V231H263ZM129 231H131V230H129ZM161 231V232H162ZM169 231V230H168ZM179 231V230H178ZM177 231V233L176 234H179V232ZM229 231H231V230H229ZM260 231V230H259ZM132 232V231H131ZM166 232V231H165ZM164 232V233H165ZM258 232V231H257ZM115 233H117L118 234V236L116 235V237H115ZM129 233V232H128ZM133 233V232H132ZM226 233H227V231H226ZM250 233V232H249ZM259 233V232H258ZM134 234V233H133ZM252 234H253V232H252ZM251 234V235H252ZM112 236V235H114V236H112V239L110 238V239H106L105 237H107L108 238V236ZM127 235H129V234H127ZM135 235H137V234H135ZM142 235V234H141ZM228 235H229V232H228ZM242 234H240V236H241ZM245 235V234H244ZM244 235H242V236H244ZM258 235V234H257ZM256 235V236H257ZM105 236V237H104ZM110 236V237H111ZM139 236V235H138ZM159 236H161V235H159ZM177 236V235H176ZM237 236V235H236ZM241 236V237H242ZM128 237V236H127ZM133 237H134V235H133ZM168 237H170V236H168ZM224 237V236H223ZM228 237V236H227ZM233 236H231V238H232ZM235 237V236H234ZM253 237V236H252ZM105 238V239H104ZM139 238V237H138ZM179 238V235L177 236V239ZM230 238V237H229ZM228 238V239H229ZM236 238V237H235ZM244 238V237H243ZM257 238H258V236H257ZM162 239V238H161ZM160 239V240H161ZM164 239H166L165 237H164ZM174 239V238H173ZM176 239V238H175ZM177 239H176V242H177ZM222 239V238H221ZM225 239V238H224ZM241 239V238H240ZM226 240V239H225ZM231 240V239H230ZM235 240V239H234ZM236 240H238V237H237V239ZM235 240V241H236ZM256 240V239H255ZM91 241H94L95 242V244L94 243H92L94 246H93V248H94V250H92L93 248H89V245H90V242ZM140 241H141V239H140ZM166 241V240H165ZM179 241V240H178ZM232 242L231 243H234L235 241H233V239L231 240ZM239 241V240H238ZM241 241V240H240ZM227 242V241H226ZM259 242V241H258ZM133 243V245L131 246V244ZM136 243H137V246L139 245V241L137 240L136 241ZM135 243V244H136ZM141 243V242H140ZM224 243V242H223ZM236 244H237V241L235 242ZM239 243V242H238ZM162 244V243H161ZM166 244V243H165ZM176 244V243H175ZM226 244V243H225ZM229 244V243H228ZM228 244H226V245H228ZM236 244H234V245H236ZM253 244V241H252V243H251V245ZM254 244H256V243H254ZM117 245H120L119 246V248L117 247ZM146 246H143L141 249L143 250V252L144 253H140L139 254V256L142 254H145L146 253V255L148 254V249H147V244H145ZM160 245V244H159ZM131 246V247H130ZM142 245H140V247H141ZM157 246V245H156ZM163 246H165L164 245V243L162 244V247ZM174 246H177V245H174ZM230 246V245H229ZM256 246V245H255ZM258 246V245H257ZM116 247L118 248V249H116ZM130 247V248H129ZM135 247H136V245H135ZM134 247V248H135ZM158 247H160V246H158ZM180 247V246H179ZM217 247H219V246H217ZM137 248V247H136ZM152 248V247H151ZM169 248V247H168ZM256 248V247H255ZM258 248V247H257ZM89 249L91 250V252L89 251ZM216 249V248H215ZM155 250H157V249H155ZM162 250V248L160 249V251ZM176 250V249H175ZM213 250V249H212ZM240 250V249H239ZM257 250V249H256ZM133 251H135V250H133ZM139 251V250H138ZM151 251V250H150ZM178 251V250H177ZM179 251H180V248H179ZM218 251V249L216 250V252ZM222 251V250H221ZM130 252H131V249H130ZM181 252V251H180ZM257 252V251H256ZM132 253V252H131ZM130 253V254H131ZM164 253H165V251L163 252V251H161V253H160V255L158 256V258L160 259V261H159V259H157L158 260V262L160 263V264H164L165 262H164ZM253 253H255V251L253 252ZM258 253H259V251H258ZM132 255H133V253H132ZM138 255V254H137ZM141 255V256H142ZM214 255H215V252H214ZM135 258H136V254H134L133 255ZM139 256H138V258H139ZM220 256V255H219ZM218 256V257H219ZM221 257H224L223 255L221 256ZM221 257H219L218 258V260L221 258ZM254 257V256H253ZM256 257V256H255ZM140 258H142V257H140ZM140 258H139V260H140ZM258 258V257H257ZM257 258H256V261H257ZM134 259V258H133ZM132 259V260H133ZM221 259H223V258H221ZM136 260V259H135ZM138 260V259H137ZM166 260V259H165ZM215 260H217V258L215 259ZM238 260V259H237ZM261 260V259H260ZM259 260V261H260ZM220 261V260H219ZM222 261H224L226 264H228V262H226L225 261V259L224 260H222ZM124 262V261H123ZM126 262V261H125ZM129 263H133V261L131 262V261H128ZM128 262H126V263H128ZM144 262V261H143ZM143 262L141 261V263L143 264ZM215 262V261H214ZM218 262V261H217ZM216 262V263H217ZM224 262H221L220 261V264H222V263H224ZM242 262V261H241ZM258 262V261H257ZM125 263V264H126ZM224 263V264H225ZM260 263V262H259ZM134 264V263H133ZM229 264H232V263H229Z\"/></svg>", "mask_w": 264, "mask_h": 264}]
</instances>
